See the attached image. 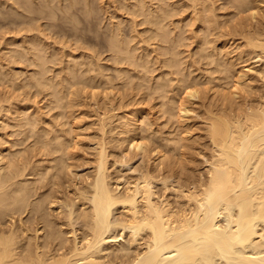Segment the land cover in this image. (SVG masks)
<instances>
[{"label":"bare ground","instance_id":"6f19581e","mask_svg":"<svg viewBox=\"0 0 264 264\" xmlns=\"http://www.w3.org/2000/svg\"><path fill=\"white\" fill-rule=\"evenodd\" d=\"M19 1H21V0H19ZM19 1H18V6H19ZM180 1L182 2V0H180ZM195 1H194V3H195ZM230 1H232L231 4L234 7L233 9L234 10L236 9L238 14H239V12L240 13L245 12L244 10L246 8H249L250 11H252V8H250L252 6L251 3H253V5L255 7H257L254 3L257 0H254V2L251 0H230ZM258 1H262V0H258ZM12 2L15 3L16 0H14V1L12 0ZM71 2H74V1L72 0ZM153 2H155V1H153ZM156 2H157V0H156ZM159 2H160V0L157 2V4ZM161 2H162V0H161ZM181 2L179 3L180 5H181ZM203 2H201V0H200V4H199L200 8L202 7V5H204V4H202ZM263 2H264V0H263ZM194 3L192 0V4H194ZM214 3H212V4H214ZM217 3H215V4H217ZM136 4L137 3L133 4V6ZM190 4H191V0H190ZM231 4H229V7ZM256 4H258V2ZM261 4H262V2H261ZM76 5H77V1H76ZM144 5L142 8H145L146 5L148 7L150 6L149 4H146L145 6ZM70 6L72 7V3L70 4ZM86 6H87V4L85 5V8H86ZM154 6H157V7H155V9L157 8L158 10H160L159 9L160 6H159V8H158V5H154ZM164 6H165V4L164 5L161 4L162 9L160 10V13H162L163 8H164V10L166 9V7H164ZM169 6H170V4H169ZM173 6H175L174 2H173ZM16 7H17V4H16ZM22 7H24V5ZM27 7H30V5H27ZM71 7H69V8H71ZM89 7H90V5H89ZM128 7H130L129 4H128ZM151 7H152V5H151ZM177 7L175 10H178L179 7H181V6H179L178 9H177ZM194 7H196V5L193 6V9L191 8L192 11L194 10V13L198 11V13H199L200 8H199V10L197 9V11H195ZM197 7H198V4H197ZM214 7H213V9H214ZM255 7H253V8H255ZM135 8H136V6H135ZM168 8L170 9V7H167V9ZM138 9L139 8H137V10ZM146 9H148V8L146 7ZM149 9H151V8H149ZM149 9H148V11L146 10L145 13H144L145 9L141 10V11H143V15H145L146 13L148 14ZM224 9H225V7L223 8V11H224ZM259 9H261L260 5H259V8L257 7L258 12H260ZM24 10H25V8H24ZM59 10L61 11L62 9L59 8ZM73 10H74V8H73ZM89 10H90V8L88 9V11ZM134 10H136V9H134ZM203 10H204V7H203ZM209 10H211V9H209ZM216 10L217 9H215V14H217ZM221 10H222V8H221ZM255 10H256V8H255ZM32 11H33V9H32ZM36 11H37V9H36ZM48 11H49V9H48ZM132 11H133V9H132ZM226 11L228 12L227 8H226ZM229 11H231V10H229ZM246 11H247V9H246ZM22 12H23V10H22ZM63 12H64V10H63ZM79 12H80V10H79ZM138 12H140V11H138ZM156 12H157V10L156 11L154 10L155 14H152V16H151V13H153V11H151V13L149 12V14H150L149 17L151 16V19L149 18L145 21H148V22L152 21V24L157 22L156 27L157 28L159 27V30H160L159 32H157V34H158L161 32V27L164 24H165L164 30L167 28L166 27L168 25L167 22H169L167 15L169 14V12H170V14H172V12H171V9L168 13L166 10L165 13H167V15L165 16V18L167 17V20H166L167 22L164 21L165 23L163 22V20H165V18H164L165 14L162 17V14L160 15L158 12L157 13ZM188 12H189V10H188ZM205 12L206 11L204 10L202 14H199V15L197 14L198 17H201V16L203 17L205 15ZM227 12H225V13L227 14ZM57 13H59V12H57ZM83 13H84V11H83ZM85 13H86V11H85ZM91 13H90V15H91ZM212 13H214V11H212ZM234 13H236V12H234ZM246 13H247V18H248V12H246ZM254 13L256 14L257 11ZM262 13H264V12H262ZM23 14H24V12H23ZM25 14H27V13L25 12ZM147 14H146L145 19L148 18ZM175 14H176V12H175ZM191 14L193 15V13H191ZM208 14L211 15L210 13H208ZM250 14H249V16H251V18L253 19L252 22L255 21L254 19H258V22L261 23L259 21V17L261 16L260 13H259V15H260L259 17H257L258 13H257V15H255V14H252L250 12ZM173 15H174V12H173L171 18H173ZM244 15H242V17ZM262 15L263 16H261L260 19H263L262 21H264V14H262ZM88 16H89V13H88ZM211 16H212V18L208 17L209 19H207V20L205 19V17L204 18L201 17L203 20L200 19L199 21L202 20L205 22V20H206L209 22V21H212V20L218 18V17L214 18L213 15H211ZM237 16H234L233 18H235ZM255 16H256V18H255ZM23 17H25V16H23ZM50 17H51V14H50ZM198 17H194V18H197V20H198ZM229 17H230V14H229ZM221 18H224V17H221ZM233 18H231V20H230L231 22H233ZM237 18L235 20L236 22H237ZM34 19L35 18H33V20ZM50 19H52V18H50ZM228 19H230V18H228ZM238 19H240V18H238ZM224 20H225V18H224ZM192 21H194V20L192 19ZM202 21H201V24L204 25L203 27L209 26V24H207V26H206L205 25L206 22L204 23ZM240 21H242V20L240 19ZM179 22H181V21H179ZM195 22L196 21H194V23ZM222 22H220V24H219L220 27L222 26V24H221ZM250 22H251V19H250ZM256 22H257V20H256ZM160 23H162V24H160ZM209 23L211 24L212 22H209ZM215 23H217V22H215ZM243 23H241V24H243ZM158 24H159V26H158ZM245 24H246V22H245ZM245 24L241 25V28L244 27ZM247 24H248V25H246L247 30L244 29L245 31H243V29H241V28H240L241 30L240 29L238 30L240 22H239V25L237 24L238 33L240 31L241 33H239V35H240V37L241 36H243V37H241V39L239 38V42H242V43L240 44L238 42L239 45L236 46V49L233 48L232 51L231 50L228 51L229 46H227L228 50H225L226 49V46H225L226 43L225 42H227V41L224 42L225 38L223 39V42H224L223 44H225L224 45V51H223V54H222V51L220 53L224 57L221 56L220 58H222V60L225 59V61L227 58V60H229V61H226V63L228 62V64H225V62H224V65L222 62L220 67H223L224 70H222V68H221V70L219 72H220V74L223 72H225V73L228 72V75H224L225 74L224 73V74H222L223 76H221L218 72V74L220 76L218 75L217 77H215L213 74V76H211V77H214L213 80L214 81L216 80V83L218 81L219 84H220V80H223L221 82L225 81V83L221 84V87H222V85L224 87V84H225L226 88L224 87L223 89H221L219 87L218 83H217L218 87H216L215 85H214V87L210 86L211 89L212 88L214 89V92L217 88L221 89V90L219 89L220 91H222L221 94H220V91H218V90L217 91L220 95V99H218V100L222 101V103L220 102L221 105H218V107L221 106L220 108H215L214 110L210 111L208 113L209 114L208 118L206 117L207 120H205V121L208 122L207 128L205 126V128L207 129L205 132L206 133L205 136H206V140H207L206 144H205L206 147L204 150H202L201 153L199 152L200 151L199 148H198V150H199L198 153H197V149H195L196 153H197L196 156L194 154H193L194 156L191 155L192 153L189 152L191 150L190 147H189L190 150L188 152L185 151L186 148L183 150V148L185 146L188 147V145H186V143H185V145L183 143H182L183 145L181 144L183 146L182 150H181V148H178L177 143H178V145L180 144L179 142L181 140L179 141V138L182 137L180 132H179V134L181 137H179V134L176 133L178 135V137H176L177 135L175 137L178 139L175 140V138H173L175 142H174V150H171L172 152L168 151V149L165 150L164 148H163L164 150L163 149L159 150L158 149L159 147L157 145L156 146L158 148H156V149L149 150V147L147 149V146H149L148 144L151 141H149V143H148L146 141L147 138H145V136H146V134H148L149 136L148 135L147 136L151 137L150 134H152V133H150V132L144 133L142 131L140 132V130L138 128H139L140 124L142 127L143 123H141V122L146 123V121H148L147 123H149L150 125L151 124L154 125V123H150L151 118L148 119V117L146 116L147 117V120H146L145 115L139 113L140 112V110L138 108L139 107V102H138L139 97L137 98L138 103H136V101L134 100L135 98L133 99V96L130 95V93H129V95L132 96V99L135 101V104H137L138 107L135 105V108L138 109L139 112L136 113L134 111V113H132V111H133V107L131 106L132 104L128 105L132 108V111L130 109L131 115H129V117L128 116L123 117L124 115L122 117L121 116L115 117V119L117 118L118 121L119 120L123 121L121 124H120V122H118L119 125H116V126H113V124H112L115 122V120H114V117H110L111 115L108 114L109 110L106 112L109 116L102 112V114H103L101 116L102 118L98 115V113H96L95 117L99 116L98 118H101V123L98 121L99 126L96 125L97 127H100L99 132L101 130L100 134H97V137L94 138L96 143L93 141V138H91L92 144H93V142L95 143L94 151L96 150L95 151L96 155L94 157H92V151H93V149H92L93 147H92L91 148L92 149L91 156H89V158L90 159L94 158V159L92 160V162H90L91 166H83L84 169L86 167H88V168L91 167L88 169L89 171L88 170H87V172H81V171L78 172L77 171V172H75V174H73V171H75V169L81 170V168H82L79 165V169L75 168L76 167L75 166L74 167L75 169L73 171L71 170V169H73V167L71 165L73 163V161H71V160L74 159V156L72 154L74 153V155H75V153H76L75 151H78L80 149V147H81V149L84 148L80 145H83L82 140H83V142H85V140L82 139V137L84 138L85 136L83 135L81 137L79 134L80 133L79 131L81 130L84 132L85 128H89V127L92 128V125L90 126V124H89L88 125L89 127L86 126L83 128L84 129L83 130V129H81V126H76V125L73 126L72 122H71L72 125L69 123L71 125L70 126L68 124V121L65 120V121H62L64 123H62L60 121L63 124V126L59 125L60 122L58 123V125L60 127L62 126L61 129L58 128L57 131H53L51 129V123L48 124L44 120H41L43 122V126L34 128V125H33L34 123H33L32 114H31L32 111L28 112L31 110L30 108H28V111L25 109L27 107V105H29V102L27 101V99L23 98L24 92L22 93V98L24 99V102L23 103L21 102V103L23 105L25 103V100H26V102L28 104L25 103V105H26L25 108L20 107L19 106L20 103L15 104L17 106H14L13 103L14 102L16 103V101H13L12 104H9L10 101L9 102L7 101V103L9 104L8 105L7 103H5L4 98L2 97V96H4V94L1 95L3 100H0V124L1 123L5 124V126L2 125V127L4 128L3 130L5 131V127H6V125H8V129H9V127H12V129L10 128V131L13 130V128H15V129L17 128L19 131L22 128L23 131H21V133L24 134L27 130H29L28 126L29 127L31 126L30 127L32 129L31 133L33 132L31 137H36V138H35V140H33L34 144H31L30 152L28 149V154H27V149L25 150L26 153L23 152V155H21V153H19V149H16V152H14V153L15 154L19 153L20 155L18 154V156H20V157L16 160L14 159L15 161L10 159V155H9V154H11V152L9 153V150L12 148L11 147L12 145L8 146L7 152L9 154L7 156V155H5L6 153H4L6 151V149L4 151L2 144H1L2 149L0 148V264H215L216 258H223V259H225V261H227L228 264H264V68L258 69L260 71L257 70L261 75L262 84H260V85H261L262 89H261V87L258 89V90H260V89L261 90L258 93L256 92L257 93L256 95L254 94L255 97H253V94H252V89H253L252 82L253 81H250L251 84L249 83V79H251V78L244 77L246 75V73L242 69H240V70L238 69L239 72L236 71L237 69L234 70L236 60L240 61L241 59L250 58L252 55H253V58H257L259 60L258 61L255 59L256 61L264 62V22L261 23L262 24L261 26L259 25L260 27L257 26V28L254 27L253 29L249 28V27L253 26L252 24H251V26H249V22ZM149 25H150V23H149ZM188 25H189V23H187L186 27ZM191 25H192V23H191ZM153 26H155V25H153ZM153 26H152V28H154ZM211 26H213V23ZM218 26H216V27H218ZM224 26H225V24H224ZM37 27H38V25H37ZM234 27H236V25H234ZM35 29L36 28H34V30ZM175 29H173L174 31L172 33L175 32ZM209 29L210 28H208V31H210ZM231 29H233V28L231 27L230 30ZM162 30H163V28H162ZM183 30H182V32H183ZM217 30H218V28H217ZM228 30L226 31L227 32L226 34L230 35L231 32L229 33ZM30 31H31V29H30ZM50 31H51V28H50ZM115 31H116V29H115ZM118 31H119V28H118ZM120 31H122V29ZM26 32H28V31H26ZM36 32H38V31H36ZM40 32H42V30H40ZM20 33H22V31ZM33 33H34V31H33ZM153 33H152L151 37H153ZM155 33H154V37L156 36L155 38H157L158 35H156ZM208 33L209 32H207V35H208ZM214 33H216V32H214ZM236 33H237V31H236ZM27 34H30V33H27ZM110 34L112 35V32ZM119 34H120L119 32L117 34H113L114 36H113L112 40L109 39L111 37V36H109L108 39L111 40V42H110V45L107 46V48L111 49V51L113 49L118 51V49H116V48H121V50H122V52H120V51L116 52L115 54L116 55L119 54V57H115L116 56L115 55L114 56L115 60L111 61L112 62L111 65L114 66V69H112V70H114L115 73L117 72V75L115 74V76H117L118 78L120 76V72H118V71L122 69V67H120L119 70L117 69L118 65L120 64V61L123 63V61L126 60L125 58L127 56L131 55L130 51H129V47H130V50H132V47L130 46L129 43H127L129 45L128 48H126L127 46L125 47L126 43H124V46H123V44H122L123 35L121 36V38H122V41H121L118 37ZM168 34H169V32H168ZM203 34H204V32H203ZM39 35L41 37V34H39ZM43 35H42L43 36L42 40H44V37H45V34H43ZM202 35H199V37H198L195 34V36H197V38H200V39H201ZM191 36H190V38H191ZM204 36H206V34H204ZM209 37L212 40L213 36L212 37L209 36ZM226 37H229V36H226ZM26 38H27V36H26ZM158 38L160 39V36ZM161 38L163 40L166 39V41H167V38H169L167 35V30L165 31V33H162ZM213 38H215V37H213ZM220 38L222 39L221 36H220ZM221 39L217 40V38H216L217 41H221ZM234 39H235V37L233 38V40L231 37V40L235 42ZM39 40H41V39L39 38ZM133 40H134V38H133ZM133 40L130 39V43ZM150 40H152V39H150ZM153 40H156V39H153ZM207 40H209V39H207ZM20 41H22V40H20ZM37 41L38 40H36L35 36L32 38V40L30 38V42L33 45V47L28 43L29 44L28 46H31V48L30 47L28 48V49H30L28 51H27V48L24 47L27 45H24V43H23L24 41H23L20 44V46L22 47V44H23L24 49L20 48V50L23 49V51H24L26 49V51H24L23 55L25 56V53L28 52L27 55L29 56V54H30L29 57H31V52H32L33 53L32 59H30V60L27 59L26 61L30 62L29 65H31V67L33 65H35V66H38L39 68H41V70H42V67H44V70H43V72L42 71L39 72L40 70L38 72L37 71L34 72L35 68H37V67L34 68V66H33L34 71L32 70V72H31L33 74H30L31 77H33V78L30 77L31 79L29 78L30 81H28L26 79L27 77L26 78L24 77L26 82L21 81V83H20V81H19L20 84H18L17 86L20 88V85L22 84L21 88H25V86L28 87V85H29V86H33L32 90L35 87V89H37V91L39 90L38 88H40V89L43 88V91H46L45 90L46 87L53 84V92L52 93L50 92L51 94L49 93L50 95H52V97H51L52 99L50 100V104L52 106L51 102H53V104H55V102H56V104L61 102V105H62L63 102L65 103L64 99H66V95H64V93H66L67 91L65 92L64 87H62L64 89V90H62V88L58 85V81L60 82L62 79L64 80V78H65L64 83L66 81L67 83L70 84V86L72 85L71 87H73V86L75 87V86H77L76 84H78V86H79L80 84L83 83V82L82 83L78 82L79 80H76V79H78V77H79L80 80H82L84 77L82 78L81 76L77 75V73L79 71H76V68H75V70H74V68H73V70H72V68H70V67H72V65H69V64L74 63L75 62V59H74V62L68 61L69 62V64H68L69 65V69H68L69 72L67 74L65 73V72H67V69L65 70V72H64V70L62 71L60 69V71L62 73V74L60 73V76L63 74L65 76L63 75L64 78H62V79L60 78L61 80H58L56 82L57 85L54 84L55 82H53L54 81L53 78L57 75H54V77L51 76V79L49 78L50 80L47 79L46 76L48 74L50 75V72L52 71L50 69H49L50 71L49 70L47 71V68H49L48 66H50V68L52 69L51 65L54 64V63H52L53 61H51V59H49V57L51 58L53 56L47 57L46 55H51V53L48 54L49 51L46 50L47 53L44 54L43 49L40 48V47H44L43 45L45 44V42L43 41L44 42L43 45L41 44V46L38 48ZM124 41H126V40L124 39ZM127 41L129 42V40H127ZM168 41H169V39H168ZM205 41H206V39H205ZM205 41H204V44H205ZM213 41H215V40H213ZM54 42L56 43V41H54ZM141 42H140V44H141ZM175 42H176V40H175ZM39 43H41V42L39 41ZM150 43H151V41H150ZM218 43H221V42H218ZM228 43H229V41H228ZM36 44H37V46H36ZM148 44H149V42H148ZM170 44H171V42H170ZM206 44H207V42H206ZM211 44H212V42H211ZM211 44H208L205 46L207 47L210 45V48H211ZM230 44H231V42H230ZM17 45H19V44H17ZM161 45L163 46V43L160 44V46ZM213 45H215V43L212 44V47H213ZM46 46H47V42H46ZM173 46H174V44L172 45V47ZM181 46H183V44ZM201 46H204V45H201ZM216 46H217V43H216ZM234 46H235V44H234ZM168 47H170V45H168ZM4 48H5V46H4ZM135 48H136V46H135ZM135 48L133 47V50ZM178 48H179V46H178ZM217 48L215 47L216 51H217ZM222 48H223V46H222ZM17 49H19L18 46H17L16 50ZM32 49H34V50L31 51ZM48 49H49V46H48ZM140 49L141 48H139V50ZM150 49L153 50V48H150ZM219 49H218V52H219ZM16 50H14L15 53H17V52L19 53V51L16 52ZM133 50L131 51V53L132 52L134 53V51H135V53H137V51H136L137 49L134 51ZM156 50H157V48H156ZM202 50H203V48L200 50V52L198 50V53H201ZM206 50H205V53L202 52L201 54H199L200 57L197 54L196 55L197 58L198 57L201 58V56L203 54H206ZM211 50H213L212 52H215L214 48H211ZM12 51H13V49H12ZM12 51H11V53L10 52L9 53L12 54L13 53ZM29 51H31V52L29 53ZM208 51H210L209 48H208ZM71 52H73V51H71ZM90 52L93 53L92 50L89 51L88 53H90ZM120 53H121V56H120ZM146 53H148V51ZM159 53L161 55V51H159ZM159 53H157L158 56H159ZM164 53H165V51H164ZM216 53L214 54V56L216 55ZM234 53H236V55H235L236 60L234 59V55H233V57L231 56ZM107 54H108V52H107ZM168 54H170V53H168ZM208 54L209 53H207V55ZM23 55L21 52V59H18L20 56L18 57V55H17V57H18L16 59L17 64H15V65H19L18 61L22 60ZM139 55L140 54H138V56ZM142 55H143V59H140V61H144V63H145V60H147V62H149L147 59L148 55H146V59L144 58L145 55L144 54H142ZM164 55L162 53V57H160V58H162V60H165V58H166V57H164ZM219 55L220 54H218V60H219ZM136 56H137V54H136ZM171 56H173V55L171 54ZM171 56H170V58H171ZM196 56L194 55V57H196ZM67 57H68V55H67ZM97 57H98V55H97ZM114 57H112V58L114 59ZM134 57H135V55H134ZM157 57H155V58L157 59ZM176 57L178 58L177 55H176ZM180 57H181V55H180ZM205 57H206V55H205ZM26 58H27V56H26ZM47 58L49 59L50 62L45 69V66L48 63ZM88 58H89V56H88ZM93 58L94 57H92V59H89V60H93ZM100 58H101V56H100ZM100 58H98V61ZM109 58H111V56ZM177 58H176V60H177ZM156 59H154V60H156ZM172 59H173V57L171 58L170 61H172ZM180 59L181 58H179L178 64L176 63L177 66L174 64V60H173L172 64L174 65V67L176 66L177 68H178V65H180V67L182 66V69H183L184 64L181 65L180 62L183 61L184 59H182V60H180ZM208 59H209V61H208ZM76 60L78 62L79 59H76ZM89 60H88V63L90 64ZM96 60H97V58H96ZM131 60L134 61L133 64L135 63L134 64L135 68H133V70H137L138 67L136 68V65H137L138 59L136 60L135 58L133 59L132 57H130V61H128V58H127L126 62H128V65H129V63H131ZM135 60H136V62H135ZM154 60L152 62H149V63L153 64ZM159 60H158V62H159ZM176 60H175V62H176ZM215 60L216 59L213 58V55H211V52H210L209 56L206 57V60L203 58V61H206V62L208 61V63H203V64H212ZM218 60H216V62ZM233 60L235 62H233ZM165 61L167 62V60H165ZM186 61H183V63H186ZM239 61H237V64ZM248 61H250V59ZM86 62L87 61H85V64H86ZM107 62L109 63V61H107ZM113 62L116 64L114 65ZM229 62H230V64H229ZM65 63H66V65H65ZM65 63L63 65L68 66L67 62H65ZM93 63H94V61L92 62V64ZM97 63H99V62L96 61V65H97ZM100 63H102L101 59H100ZM122 63H121V66H123ZM159 63H161V62H159ZM189 63L191 65L193 64V63H191V60ZM240 63H242V62H240ZM138 64H140L139 60H138ZM162 64H163V62H162ZM217 64H216V66H218ZM77 65H78V67L79 66L83 67L84 64L81 66L80 63L79 64L77 63ZM77 65L75 63V65H73V67H76ZM107 65H106V68H107ZM125 65H126V63H124V66ZM156 65L153 64V67ZM169 65H171V64H169ZM245 65H246V62H245ZM65 66H64V68H65ZM85 66L87 67V65H85ZM98 66L99 65H97V67H96L94 64V65H92V68H94L96 70V69H98ZM100 66H101V64H100ZM100 66H99V71L101 72ZM129 66H127V68ZM138 66H140V65H138ZM151 66L152 65H150V68H151ZM165 66H166V64H164V66H162V68L165 69L166 68ZM209 66L210 65H208V67ZM216 66H214L213 69H212V67L210 68V69H212V70H210L211 73H217L215 71ZM78 67H77V70H78ZM146 67H147V70H145L146 68L144 69V67L142 65L141 70L144 69L145 71L148 72V69H150V68H148L149 66H146ZM159 67H160V64H159ZM193 67H195V64ZM263 67H264V63H263ZM28 68H30V67H28ZM92 68H91V70L90 69L89 70L87 69V70L91 71L92 74H95V71H94V69L92 70ZM108 68H110V67H108ZM130 68L132 69V67H129V71H130ZM172 68L173 67H171V70L173 71L174 68L173 69ZM184 68L185 69H183V70L181 69V71H183L182 72L183 75H184V72L186 70V67H184ZM248 69H247V71L249 72L250 69L249 70ZM254 69L255 68H252L250 73H252V71H253V74H254V71L256 72V70H254ZM12 70H14V69H12ZM20 70H26V68L25 69L21 68ZM165 70H167V69H165ZM178 70H179V68H178ZM207 70H209V69H207ZM213 70H214V72H213ZM241 70L244 72H241ZM14 71H13V75L10 76V79H11V77L14 78V73H15ZM85 71L83 72L84 74H85ZM99 71H97V72H99ZM123 71H125V70H123ZM156 71H158V69ZM172 71L171 72L168 71L165 78H167L168 73L170 74V76L172 74L173 76L171 77L169 83H171V86H172L173 82L175 83L176 82L175 80H177V86H176V83H175V86L177 87L176 89H178V87H179L178 83L179 82H178V79H176L177 75L175 76L176 78H174L175 80L173 79V82H171L172 78L175 75V74H173ZM187 71H188V69H187ZM210 71L205 72L206 75H208V74L210 75ZM19 72L23 73V71H19ZM47 72H48V74H47ZM121 72H122V70H121ZM125 72H122L121 75ZM248 72H247V75H248ZM25 73L27 74V71ZM25 73H24V75H25ZM88 73H90V72H88ZM101 73H102V75H101V77H102L104 73L103 72H101ZM128 73H130V72H128ZM165 73H166V71H165ZM259 73H256L257 74L256 77L259 75ZM0 74H2L4 76V80H5V76L6 77L8 76L6 74L4 75L3 73H1V71H0ZM45 74H47V75H45ZM84 74H82V76H84ZM126 74H127V72H126ZM147 74L144 73L145 76ZM180 74H181V72H180ZM192 74H193V72H192ZM16 75H17V73H16ZM51 75H52V72H51ZM86 75H87V73H86ZM98 75L100 76V73ZM98 75H97V73H96V76L94 75L95 77H94L93 81H95V78L98 79L97 78ZM108 75H109V73H107V77L106 76H104V77L109 79ZM162 75L163 74L161 73V75H160L161 77L158 76L159 80H156L157 82L158 81L160 82L161 79H164V75L163 76ZM209 75L207 77H209V81H210ZM249 75L248 76L251 77V74H249ZM21 76L23 77V74ZM60 76H58V77H60ZM127 76H128V74L126 75V77ZM139 76H141L142 77L141 79L143 80L142 72H141V75H139ZM58 77L55 78V81H56V79H58ZM91 77L93 78V75ZM101 77H99V78H101ZM104 77H103V79H105ZM123 77H124V75H123ZM256 77L253 76L254 79ZM19 78H21L20 74H19L18 79ZM24 78H23V80H24ZM92 78H89V76H88L87 81H85L86 78L84 79V81H85L84 85L86 86V90H85L84 85H81V87L79 86L80 90L83 89L84 91H86V92H83V96L82 95L80 96L82 100H83V97H86L84 94L87 93L89 95L88 92L91 91V89L89 88L88 85H90V87H91L90 83L92 82ZM120 78H121V76H120ZM133 78L134 77H132V79ZM148 78H149V76H148ZM180 78H181V76L179 77V79ZM184 78H185V75H184ZM194 78H196V75ZM8 79H9V77H8ZM16 79H14V80H15V83L17 84L18 79L17 80ZM74 79L77 82H73ZM88 79H91V81H88ZM108 79L105 80V82L107 81V84L104 85L105 88L107 87L108 82L110 81V79L109 80ZM136 79H137V77H136ZM152 79H154V78H152ZM185 79L190 80L188 76ZM191 79L193 80L192 76H191ZM133 80H132V82H133ZM142 80H141V82L143 83ZM145 80H147V79H145ZM184 80L183 81L181 79L179 80L182 82L181 84H183L185 82L183 84L184 86L182 85L184 91L181 90L182 86L179 87V88H181L180 93L181 92L186 93V94H184V95H186V98L184 100L182 99L183 101H185L187 99V92L186 91H188V98H190L191 96L193 98V96L195 94H198V95L200 94L199 90H200V88H201L200 86L202 84L205 86L208 83H210V82H207L208 80H205L207 82V84H205V82L204 83L202 82V84L200 85V83L198 82L199 79L198 80L196 79L198 82V87L195 85L197 82H194V84H193L194 87L195 88L197 87V89H195L194 87L192 88L193 85L191 84V82L193 83V81H190L189 82L190 85H189ZM259 80H260V78H259ZM118 81H120V80H118ZM130 81H131L130 79H129V81L127 80V84H125V85L132 87V85H130L132 82L130 84H128ZM149 81L151 82V78ZM12 82H14V81L12 80ZM12 82H11V84H13ZM105 82L103 80V84H105ZM211 82H212V79H211ZM23 83H28V84H25V86H23ZM31 83H32V85H31ZM61 83H62V85H64L63 82H61ZM61 83H60V85H61ZM110 83L113 85L112 81ZM110 83H109L107 88H109L111 90V87H112L111 91L117 90L116 89L117 85L115 88V87L111 86ZM135 83H134V85L137 86V84H135ZM138 83L140 84V81ZM152 83L153 82H151V86H152ZM214 83L215 82H213V84ZM92 84H93V88H94V85L96 86V90L95 89L92 90L93 92H91L90 96L93 97L94 100H96L97 94H98V96L101 94V93H99L100 88L97 90V87H100L103 84L100 86H98L99 84H94V82H92ZM123 84H124V82H123ZM185 84L186 85L188 84L187 87L190 86V88H192L191 92H189L190 88L185 90L186 89V88H184L186 86ZM210 84L212 85V83H210ZM14 85L15 84H13L10 87L13 88ZM125 85H124V87H125ZM165 85L167 86L168 83H165ZM165 85H163V87ZM66 86H67V84H66ZM78 86H77V88H78ZM104 86H102V87L105 90ZM109 86H111V87H109ZM119 86H122V85H119ZM140 86H141V84H140ZM140 86H138V87H140ZM153 86L149 87V88L147 86V88L144 89V93H145L146 89L149 90L150 88H152L151 92L154 93L157 88H155V90L153 92ZM36 87H38V88H36ZM68 87H69V85H68ZM71 87H69L68 90L74 89L73 92L74 93L77 92V89L75 90V88H71ZM142 87H143V84H142ZM163 87H161V88H163ZM87 88H89V89L87 90ZM107 88L104 92L102 90L103 93H105V92L107 94L109 93L108 95L105 93L104 97L102 96L103 100L100 96L101 100H99V101H102V103H104L106 101L109 102V100L112 99L111 98L112 95L114 94V92H110ZM136 88H135V90H136ZM254 88L256 89V86ZM25 89H27V88H25ZM130 89H132V88H130ZM193 89H195V90H193ZM211 89L209 88V90H211ZM213 89L211 90L212 92H213ZM16 90H17V88L14 89L15 92H16ZM32 90L30 89L29 92ZM166 90H167V92H166ZM166 90H165V92L168 94V92H170L172 89L170 91H168L169 89L167 87ZM17 91H19V90H17ZM37 91H36V93H38ZM43 91H42V89L39 91L40 95L43 94L42 93ZM49 91H51V89H49ZM49 91H47V92H49ZM97 91H98V93L95 94ZM119 91L121 92V89ZM119 91H118V93L115 92V94L117 96H122L119 94ZM127 91L125 93H127ZM158 91H159V87H158ZM163 91H164V89H163ZM217 91H216V93H217ZM73 92H72L73 98L72 97L70 98L71 91H69L66 100H68V97H69V99L76 101L75 95H77V93L74 95ZM133 92H134V89H133ZM159 92H161V91H159ZM159 92L157 93L158 95H159ZM172 92H173V90H172ZM172 92H170V93L172 94ZM6 93H7V91L5 92V96H7ZM9 93H8V95H9ZM27 93L28 92H26V95H27ZM92 93H93V96H92ZM14 94L15 93H12V98H13ZM80 94H82V93H80ZM115 94H114V96H115ZM157 94H155V96H158ZM160 94H161V96H163L162 95L163 93H160ZM176 94H178V93L176 92ZM181 94H183V93H181ZM19 95H21V94H18V96ZM136 95H139L138 92ZM143 95L146 96V94H143ZM150 95H151V93H150ZM172 95H174V94H172ZM184 95H182V96H184ZM18 96H17V99L19 100ZM78 96L79 95H77V97ZM126 96L128 97V95H126ZM161 96L159 97V99L161 98ZM9 97H11V95ZM32 97H33V95H32ZM34 97H36L35 93H34ZM87 97H89V96H87ZM163 97L165 99V95ZM166 97H168V96L166 95ZM174 97H176V96L174 95L172 98L170 96V99H173V100H171V101L168 100V101H170V103L167 102V104H169L168 107H170V110L173 109V111H174V108L177 106L176 108H178V109L181 108V110L179 112L186 113V115H187L188 111H187L186 107L188 105L184 104V103H183L184 105L182 103H179V105H177V103H178L177 100L179 97L176 98L177 100H175ZM235 97H237V99H239V100L236 101ZM6 98H5V100H6ZM119 98H116V96H115V99H117V101L123 102L122 108H123V110H125L127 100L125 102L124 99L126 97H124V95H123L124 101L121 100L122 97L120 98V100H119ZM23 99H22V101H23ZM49 99H50V97L48 98V96H47V99L45 100L46 103L49 102ZM104 99H105V101H104ZM132 99L129 101L132 102ZM168 99H169V97H168ZM7 100H8V98H7ZM30 100H32V99H30ZM77 100H78L77 104H78V102H79V104L82 103V101L80 103V99H77ZM84 100H86V99H84ZM89 100H90L89 103H91V102L94 103L93 100L90 99V97H89ZM113 100H114V97H113ZM113 100H111V101H113ZM41 101H43V100H41ZM111 101L108 104L111 105ZM117 101H116V103H117ZM161 101L162 100H160V102ZM180 101L181 100H179V102ZM183 101H181V102H183ZM216 101H217V98H216ZM37 102H38V100H37ZM107 102L104 103L105 107L107 106L106 105ZM141 102H142V98H141ZM17 103H18V101H17ZM31 103H32V101H31ZM69 103H70V100H69L68 104ZM72 103H74V102L72 101ZM96 103H97V101L95 102V104ZM113 103L115 104V102H113ZM113 103H112V106H114ZM185 103H187V102H185ZM5 104H7L8 106L7 105L5 106ZM33 104H34V102H33ZM50 104H49L50 113L52 114L53 110L57 109V108H55V106H54V108L51 107ZM70 104H69V106H74L73 109L75 110L76 104L75 103H74V105H70ZM97 104L100 105V102ZM124 104H125V106H124ZM133 104H134V102H133ZM36 105H34V106H36ZM67 105H66V108L64 105V108H65V111L67 109L66 117H67V119L70 120L72 117H69V115L74 116V113H73V115H71L72 113L70 112L71 114L69 113V115H67L69 110L73 111V109L71 107H70L71 108L70 109ZM93 105H92V107H93ZM152 105H154V104H152ZM185 105H186V107H185ZM39 106H41V104ZM39 106H38V108H39ZM62 106H56V107H58V111H57L58 114H60L59 109ZM83 106L85 107V105H83ZM108 106L106 108H108ZM128 106H126V109H128ZM141 106H142V104H140V107ZM162 106L165 107V104L164 105L162 104ZM5 107H8V108H5ZM28 107H31V105ZM41 107H45V103H44V106H41ZM78 107H80V105L77 106V109H78ZM86 107H87V105H86ZM100 107H101V105H100ZM117 107L118 106H116L115 110H117ZM120 107L121 106L118 107L117 112H119ZM145 107H143V110H145ZM148 107H149V105H148ZM51 108H53V109H51ZM94 108H95V106H94ZM110 108H111L110 112L112 111L113 115H114L115 110L113 111L112 107H110ZM122 108H120V110H122ZM135 108H134V110H135ZM176 108H175V110H176ZM182 108H184V109H182ZM98 109H100V108L98 107ZM98 109L95 108V111ZM101 109H102V107H101ZM104 109H102V110H104ZM164 109L167 111L166 108H164ZM61 110H62V108H61ZM79 110H80V108H79ZM5 111H7V113L11 116L10 117L6 113V115L9 116L8 122H9L10 118H13V120H11V122L14 121V123L9 124L6 121L7 116L5 115ZM26 111H27V114L29 113V116H26L27 114L25 115ZM41 111H42V113H43V111L47 112V110H43L42 108H41ZM65 111L63 109L62 112H64V114H65ZM95 111H94V113H95ZM128 111H127V115H128ZM130 111H129V114H130ZM185 111H187V112H185ZM39 112H40V110H38L37 114H39L41 116L42 114H41V112L40 113ZM77 112L79 113V111H77ZM104 112H105V110H104ZM170 112H172V111H169V113ZM50 113H48V114L50 115ZM145 113H146V111H145ZM165 113L167 114L168 112H165ZM35 114L36 113H34L33 116H35ZM58 114L55 113V115L59 117ZM123 114H124V111H123ZM61 115H62V113H61ZM78 115H80V113ZM173 115H175V112L173 113ZM4 117H6V120L4 119ZM41 117H40V119H41ZM54 117L55 116H53V119H54ZM149 117H150V115H149ZM159 117H157V118L159 119ZM170 117L173 118V116H170ZM45 118L47 119L48 117L47 116L45 117V114H44V119ZM65 118H63V119H65ZM76 118H77L76 123L78 125L81 124L78 122V120H79L78 116ZM76 118H75V121H76ZM82 118L80 116V119H82ZM92 118H94V117H92ZM53 119H52V123H53ZM58 119L63 120L60 117L57 119L55 117V122ZM49 120L51 121V119H49ZM96 120H97V118H96ZM35 121H36V117H35ZM75 121H74V124H75ZM38 122H39V118H38ZM81 122L84 123L85 121L81 120ZM108 123H110L112 126V132L116 130L117 135H119V136L121 135V137L118 136L119 139H117L118 137H116L117 140L116 139H113V140L111 139V141L109 140V138H108L109 136L107 137V131H106L107 126H109ZM39 125H42V124H39ZM53 125H55V124H53ZM86 125H87V123H86ZM25 126H27V130H26ZM64 126H65V128H63ZM66 126H67V128H66ZM111 126H109L110 129L108 128V131L111 130ZM146 126H147V129H146V127H145V129L148 130L149 127L147 124H146ZM2 127L0 126V130L2 129ZM23 127H25L26 131L24 130ZM56 127H57V123H56ZM97 127H95L96 130H98ZM8 129H6V131ZM53 129H54V127H53ZM118 129H121V131L119 130V133L117 132ZM180 130H181V128H180ZM15 131L17 132V130H15ZM15 131H13V132L16 133ZM148 131H151V130L149 129ZM5 132L3 133V131H2L3 134H5ZM94 132L97 133V131H94ZM112 132L110 134L108 133V135H110V138H111ZM153 132H154V130H153ZM141 133H142V136H141ZM155 133L156 132H154V139H155ZM12 134H13L12 132H11V134L9 133V135L11 137H12ZM17 134H19V133H17ZM27 134L30 135V130L27 132ZM27 134L22 135V137H24V138L26 136V139H24L25 143H23V141L20 140L21 143H23V145L19 143L20 144V145H18L19 147H21V145L24 146L26 144L27 140L29 142L30 136H28ZM81 134H82V132H81ZM144 134H145V136H144ZM182 135H183V139H184L185 136H184V134H182ZM5 136H6V134H5ZM5 136L3 137L2 140L0 139V142H2L4 140V138H5V140H7V138H6L7 136L6 137ZM79 136H80V138H79ZM90 136H91V134H90ZM92 136H95V135H92ZM0 137H2V135ZM19 137H20V135H19ZM27 137H28V139H27ZM100 137H101V139H99ZM112 137H113V134H112ZM96 138L99 141H96ZM157 138H158V136H157ZM189 138L187 140L185 139V141H190ZM200 138L202 139V136ZM9 139H11V138H9ZM20 139H21V137H20ZM149 139L150 138H148V140ZM173 139L170 136V140L172 141L171 145L173 143ZM22 140H23V138H22ZM30 140H31V138H30ZM143 140H145L146 142H144ZM193 140H192V142H193ZM196 140L197 139H195L194 142H196ZM12 141H13V139H12ZM114 141H116V144L119 143L120 146H121V144H122V146H123V144H127L126 148L124 145L122 150L120 147V150H118L120 152L119 153L117 152L119 154V155L117 154V156L114 155L115 151L113 150L114 151L113 152V151H111V148H109V145L112 146V144H114ZM167 141L169 142V138ZM86 142H87V140H86ZM160 142L161 141H159V143ZM14 143H15V140H14ZM14 143H11V144H14ZM17 143H18V141H17ZM89 143H91V142H89ZM159 143H157V144H159ZM165 143H166V140H165ZM4 144L5 143H3V145ZM116 144H115V146H116ZM166 144H168V143H166ZM16 146H17V144H16ZM163 146H164V143H163ZM163 146L161 145L160 148ZM9 147H11V148L9 149ZM13 147L17 148V147H15V144L13 145ZM95 147H96V149H95ZM152 147L153 146L151 145V148ZM193 147H194V145H193ZM200 147H201V143H200ZM14 148H12V149H14ZM203 148L204 147H202V149ZM23 149H25V148H23ZM86 149H87V147H86ZM187 150H188V148H187ZM22 151H20V152H22ZM79 151L81 152V150H79ZM89 151H90V148H89ZM14 153H12L11 156ZM15 154H14V157L16 158L17 155H15ZM24 154H27L26 157H24L25 156ZM82 155H83V153H82ZM86 155H88V154H84L85 157H86ZM142 155L145 157L146 160H141V162H142L141 164L139 163V161H140L139 160L137 164L140 166L138 167L133 162H135ZM118 156H119V158H118ZM72 157H73V159H71ZM195 157H197V158L199 157L198 159L201 158V162L199 161V163H196L194 165L195 160H196V162H198L197 158H195ZM69 161H71V163H69ZM88 163H89V159H88ZM134 164L136 166H134ZM132 172L134 175L131 174ZM28 176L31 177V180L28 178ZM64 176H66L68 180H71V183H67L64 179L65 178ZM114 229H115V231L117 230V236H113L112 232H114ZM110 234H112V235H110ZM119 238H120V240L117 241V239H119ZM110 240L111 241L114 240L116 242H114V244H113V242H110Z\"/></svg>","mask_w":264,"mask_h":264},{"label":"rangeland","instance_id":"374dc122","mask_svg":"<svg viewBox=\"0 0 264 264\" xmlns=\"http://www.w3.org/2000/svg\"><path fill=\"white\" fill-rule=\"evenodd\" d=\"M14 1V0H13ZM18 1L19 0H16V4H17V7H16V4L14 3V2H12V0H0V71H1V73H3L4 75L6 74V75H8L7 77L5 76V80H4V76L2 75V74H0V97H1V95H3L4 94V96H2L3 98H4V101H5V103H7V101L9 102L10 101V103L9 104H12V102L13 101H16V103L14 102L13 103V105L14 106H17V105H15V104H19L20 103V107H23V108H25V103H27L26 102V100H25V103L22 105V103L24 102V99H27V101L29 102V105H27V107L25 108L27 111H28V108H30L31 110L30 111H28V112H31V114H32V119H33V125H34V128L35 127H40V126H43V122L41 121V120H44L45 122H47L48 124L49 123H51V129L53 130V131H57V129L59 128V129H61L62 128V126H63V124L62 123H64V122H62V121H65V120H67L68 121V124L70 123L71 125H72V123H73V126L74 125H76V126H81V129H83L84 127H86V126H88L89 124H90V126L92 125V128L91 127H89V128H85V130H84V132L83 131H79L80 133V136L82 137L83 135L85 136L84 138L82 137V139H84L85 140V142H83V140H82V144L83 145H80V146H82V147H84L83 149H81V147H80V149L79 150H81V152L78 150V151H75L76 153H75V155H74V153L72 154L73 156H74V159H73V157L71 158V159H73V160H71V161H73V163L71 164L72 165V167H73V169H71L72 171L75 169V168H78L79 169V165H80V167H82L81 168V170L79 169V170H76L75 169V171H73V174H75V172H87V170L89 169V168H91V167H86L85 169L83 168V166H91V163L90 162H92V160L94 159V158H89V156H91V151H92V149H93V151H92V157H94L96 154H95V151H94V146H95V140H94V138L95 137H97V134H100V132H101V130H100V132H99V128L100 127H97V126H99V122L101 123V116L103 115L102 114V112L104 113V114H107L106 112L109 110V113L108 114H110L111 116L110 117H114V120H115V122L114 123H112L113 124V126H116V125H119V123L118 122H120V124L123 122L122 120L120 121H118V119L116 118L115 119V117H117V116H123V117H126V116H128L129 117V115H131V111H132V108L130 107V106H128V105H131L132 107H133V111H132V113H134V111L136 112V113H138L139 111H138V109H136L135 108V105L137 106V104H135V101H136V103H138L139 102V110H140V114H144L145 115V118H146V120H147V117H148V119L149 118H151L150 119V123H154V125L153 124H149V123H147L148 121H146V123L145 122H141V123H143L142 124V127H141V124H140V126H139V130H140V132L142 131V132H144V133H152V134H150V136L151 137H148L149 135L148 134H146V136H145V134H144V136H145V138H147V142L149 143V141H151L148 145L149 146H147V149H148V147H149V150H152V149H156V148H158L159 150H161V149H165V150H167L168 149V151H170V152H172L171 150H174V139L173 138H175V140H177L178 138H176V137H178V135L176 134V133H178L179 134V132L181 133V136H180V134H179V137H181V138H179V145H178V143H177V146H178V148H181V150H182V148H183V144L185 145V143H186V145H188V147H184L183 148V150L185 149V151L186 152H188L189 150H190V148H191V150L189 151L190 153H192L191 155H197V153H198V151L201 153L202 152V150H204L205 149V144H206V136H205V132H206V128H207V126H208V122H206L205 120H207V118H208V116H209V112L210 111H212V110H214L215 108H220V107H218V105H221V103H222V101H220V100H218V99H220V95H219V93H218V91H220L221 89H223L224 87L226 88V86H225V84H224V87H223V85H222V87H221V84H223V83H225V81L224 82H221V81H223V80H220V84L218 83V81H217V83L219 84V87L221 88H217L216 90H215V92H214V89H213V92L211 91L212 89H211V87L213 86L214 87V85L216 86V87H218L217 86V83H216V80L214 81L213 80V78L214 77H211V76H213V74H214V76L215 77H217L219 74H220V70H221V68H222V70H224L223 69V67H220V65L222 64V62H223V65H224V62H225V64H228V62L226 63V61H229V60H227V58H226V61H225V59L224 60H222V58H220L221 56L222 57H224L222 54H223V51H224V45L225 44H223L225 41H227V42H225L226 43V49L225 50H228V47L227 46H229V50L228 51H232L233 50V48L234 49H236V46H238L239 45V43L241 44L242 42H239V38L241 39V37H243V36H241L240 37V35H239V33H241L240 31H239V33H238V30L241 28V25H243V24H245V22H246V24L244 25V27H242L241 29H243V31H245L244 29H246L247 30V26L246 25H248L247 23L249 22V26H251V24L253 25V26H251V27H249V28H257V26H261L262 24L261 23H263L264 21H262L263 19H260L261 18V16H263L262 14H264V13H262V12H264L263 10H264V2H263V0L262 1H255L254 2V0H251V1H253L254 3H255V5L259 8V5L261 6V9H259L260 10V12H258V10H257V7H255L254 5H253V3H251L252 4V6L250 7V8H252V11H250V9L249 8H246L247 9V11H246V9L244 10L245 12H242V13H240L239 12V14L237 13V11H236V9L234 10L233 8V5L231 4V2L232 1H230V0H213L215 3H217V4H215L212 0H201V2H203L202 4H204V5H202V7L200 8L199 7V4H200V0L198 1V0H193V3H194V1H195V3L194 4H192V0H191V4H190V0H182V2L180 1V0H162V2L165 4V6L164 7H166V9L164 10V8H163V10H162V13H160V10L162 9V7H161V4L162 5H164L162 2H161V0H160V4L158 3L157 4V2L159 1V0H157V2H156V0H73L74 2H71L72 0H21V1H19V6H18ZM33 1V2H32ZM48 1V2H47ZM76 1H77V5H76ZM143 1V2H142ZM153 1H155V2H153ZM210 1V2H209ZM212 1V2H211ZM217 1V2H216ZM63 4H62V3ZM83 4H82V3ZM88 2V3H87ZM90 2V3H89ZM153 2V3H152ZM173 2H174V5L175 6H173ZM181 2V5L179 4ZM197 2V3H196ZM208 2V3H207ZM228 2V3H227ZM258 2V4H256ZM261 2H262V4H261ZM24 3V4H23ZM35 3V4H34ZM72 3V7L70 6V4ZM135 3H137L136 5H134L133 6V4H135ZM167 3V4H166ZM212 3H214V4H212ZM24 5V7H22L23 5ZM30 5V7H27V5ZM33 4V5H32ZM48 4V5H47ZM61 4V5H60ZM87 4V6H86V8H85V5ZM128 4L130 5V7H128ZM146 4H149L150 6L148 7L147 5L145 6ZM158 5V8H159V6H160V10H158L157 8L155 9V7H157V6H154V5ZM169 4H170V6H169ZM184 4V5H183ZM197 4H198V7H197ZM229 4H231L230 5V7H229ZM89 5H90V7H89ZM94 5V6H93ZM126 5V6H125ZM141 5V6H140ZM143 5L145 6V8H142L143 7ZM151 5H152V7H151ZM194 5H196V7H194V9H195V11H197V9L199 10V8H200V12L198 13V11L197 12H195L194 13V10L192 11V9H193V6ZM208 5V6H207ZM222 5V6H221ZM263 5V6H262ZM49 6V7H48ZM60 6V7H59ZM62 6V7H61ZM81 6V7H80ZM125 6V7H124ZM135 6H136V8H135ZM140 6V7H139ZM173 8H172V7ZM179 6H181V7H179V9H178V7ZM186 6V7H185ZM215 6V7H214ZM220 6V7H219ZM225 7V9H224V11H223V8ZM232 6V7H231ZM20 7V8H19ZM22 7V8H21ZM27 7V8H26ZM37 7V8H36ZM40 7V8H39ZM69 7H71V8H69ZM134 7V8H133ZM146 7L149 9V8H151V9H149V12L151 13V11H153V13H151V16H152V14H155L154 13V10L156 11L157 10V12L161 15L162 14V17H163V15H164V18H165V16L167 15V13L170 11V9H171V12H172V14H173V12H174V15H173V18H171L172 17V14H170V12H169V14L167 15V17H168V21L170 22H167L166 20H167V17L165 18V20H163V22L165 21V22H167L168 23V25L166 26L167 28L164 30V27H165V24L161 27V32L162 33H165V31L167 30V35H168V37L169 38H167V41H168V39H169V41L167 42L166 41V39H162L161 37H162V33L160 34V33H158L157 34V32H159L160 30H159V27L157 28L156 27V23L157 22H155V23H153L152 24V21L150 22H148V21H145V20H147V19H151V16L149 17V12H148V14H147V17L148 18H146L145 19V17H146V14L145 15H143V11H141V10H144L145 9V11H144V13L146 12V10L148 11V9H146ZM167 7H170V9L168 8L167 9ZM176 7H177V9L178 10H175L176 9ZM203 7H204V10L206 11L205 12V15L202 17L201 15V17L202 18H204L205 17V19L207 20V19H209L210 17L212 18V16L211 15H213L214 16V18H217V19H214V20H212V21H209V22H212L213 23V26H211L212 25V23L210 24L208 21H206L205 20V22L204 21H202L203 19L201 18V17H198V15L199 14H202L203 13ZM211 7V8H210ZM213 7H214V9H213ZM217 7V8H216ZM253 7H255L256 8V10H255V8H253ZM24 8H25V10H24ZM53 8V9H52ZM59 8L60 9H62L61 11L59 10ZM69 8V9H68ZM73 8H74V10H73ZM90 8V10L88 11V9ZM137 8H139L138 10H137ZM192 8V9H191ZM211 9V10H209V9ZM220 8V9H219ZM221 8H222V10H221ZM226 8L228 9V12L226 11ZM263 8V9H262ZM16 9V10H15ZM23 10V12H24V14H23V12H22V10ZM32 9H33V11H32ZM36 9H37V11H36ZM48 9H49V11H48ZM131 9V10H130ZM132 9H133V11H132ZM134 9H136V10H134ZM173 9V10H172ZM213 9V10H212ZM215 9H217L216 10V12H217V14H215ZM249 9V10H248ZM254 9V10H253ZM18 10V11H17ZM43 10V11H42ZM56 10V11H55ZM63 10H64V12H63ZM79 10H80V12H79ZM166 10H167V13H165L166 12ZM188 10H189V12H188ZM229 10H231V11H229ZM21 11V12H20ZM32 11V12H31ZM47 11V12H46ZM83 11H84V13H83ZM85 11H86V13H85ZM96 11V12H95ZM137 11V12H136ZM138 11H140V12H138ZM212 11H214V13H212ZM220 11V12H219ZM223 13H222V12ZM256 12L257 11V13H258V15H257V13L255 14L254 12ZM16 12V13H15ZM25 12L27 13V14H25ZM57 12H59V13H57ZM82 12V13H81ZM92 12V13H91ZM156 12V13H157ZM175 12H176V14H175ZM180 12V13H179ZM219 12V13H218ZM225 12H227V14L225 13ZM234 12H236V13H234ZM246 12H248V18H247V13ZM250 12L252 13V14H255V15H257V17H259L260 15V17H259V21L261 22V23H259L258 22V19H254L255 21V23L257 24H255L254 22H252V18H251V16H249V14H250ZM20 13V14H19ZM22 13V14H21ZM32 13V14H31ZM34 13V14H33ZM38 13V14H37ZM56 13V14H55ZM88 13H89V16H88ZM90 13H91V15H90ZM142 13V14H141ZM178 13V14H177ZM191 13H193V15L191 14ZM207 13V14H206ZM208 13H210L211 15H209ZM233 13V14H232ZM246 13V14H245ZM259 13H260V15H259ZM262 13V14H261ZM29 14V15H28ZM50 14H51V17H50ZM64 14V15H63ZM141 14V15H140ZM198 14V15H197ZM229 14H230V17H229ZM245 14V15H244ZM20 15V16H19ZM60 15V16H59ZM196 15V16H195ZM218 15V16H217ZM237 16L238 18H240L242 21H240V19H238L237 17H235V18H233L234 16ZM242 15H244L243 17H242ZM251 15V14H250ZM23 16H25V17H23ZM42 16V17H41ZM56 16V17H55ZM183 16V17H182ZM224 17L225 18V20H224V18H221V17ZM170 17V18H169ZM176 17V18H175ZM194 17H198V20H197V18H194ZM209 17V18H208ZM250 17V18H249ZM9 18V19H8ZM25 18V19H24ZM27 18V19H26ZM33 18H35L34 20H33ZM50 18H52V19H50ZM175 18V19H174ZM220 18V19H219ZM228 18H230V19H228ZM231 18H233V22L236 20V18H237V22L235 21L234 23L233 22H231L230 20H231ZM244 18V19H243ZM255 18H256V16H255ZM31 19V20H30ZM76 19V20H75ZM82 19V20H81ZM171 19V20H170ZM192 19L194 20V21H196L195 23H194V21H192ZM200 19H202L201 21L202 22H204L205 23V25L207 26V24H209V26H207L208 28H210L209 30L210 31H208V28L207 27H203L204 25L203 24H201V21H199ZM219 19V20H218ZM247 19V20H246ZM250 19H251V22H250ZM20 20V21H19ZM51 20V21H50ZM191 20V21H190ZM217 20V21H216ZM249 20V21H248ZM256 20H257V22H256ZM15 21V22H14ZM145 21V22H144ZM179 21H181V22H179ZM217 22V23H215V22ZM224 23H223V22ZM227 21V22H226ZM29 22V23H28ZM53 22V23H52ZM144 22V23H143ZM164 22V23H165ZM220 22H222L221 24H222V28L220 27ZM229 22V23H228ZM239 22H240V25H239ZM244 22V23H243ZM22 23V24H21ZM24 23V24H23ZM72 23V24H71ZM149 23H150V25H149ZM187 23H189V25L186 27V25H187ZM191 23H192V25H191ZM233 23V24H232ZM241 23H243V24H241ZM75 24V25H74ZM77 24V25H76ZM160 24H162V23H160ZM178 24V25H177ZM186 24V25H185ZM224 24H225V26H224ZM229 26H228V25ZM237 24L239 25V27H238V30H237ZM29 25V26H28ZM37 25H38V27H37ZM153 25H155V26H153ZM218 26V27H216V26ZM234 25H236V27H234ZM152 26L154 27V28H152ZM158 26H159V24H158ZM185 28H184V27ZM228 28H227V27ZM233 28V29H231L230 30V28L231 27ZM259 26V27H260ZM45 27V28H44ZM54 27V28H53ZM176 29H175V28ZM180 27V28H179ZM205 29H203V28ZM216 27V28H215ZM34 28H36L35 30H34ZM50 28H51V31H50ZM75 28V29H74ZM118 28H119V31H118ZM156 28V29H155ZM162 28H163V30H162ZM178 28V29H177ZM182 28V29H181ZM217 28H218V30H217ZM26 29V30H25ZM30 29H31V31H30ZM39 29V30H38ZM46 29V30H45ZM115 29H116V31H115ZM122 29V31H120ZM158 29V30H157ZM169 29V30H168ZM173 29H175V32L174 33H172L174 30ZM181 29V30H180ZM184 29V30H183ZM203 31H202V30ZM229 29V30H228ZM240 29V30H241ZM40 30H42V32H40ZM178 30V31H177ZM182 30H183V32H182ZM213 30V31H212ZM228 30V32L230 33V35H228V34H226L227 31ZM22 31V33H20ZM26 31H28V32H26ZM33 31H34V33H33ZM36 31H38V32H36ZM115 33H114V32ZM156 33H155V32ZM194 31V32H193ZM198 31V32H197ZM202 31V32H201ZM236 31H237V33H236ZM112 32V35L110 34ZM120 33L119 35H118V37H119V39L122 41V38H121V36L123 35V42H122V44H123V46H124V43H126L125 44V47L126 48H128V44L127 43H129L130 44V46L132 47V50H133V47L135 48V46H136V48L134 49V50H136L137 51V53H135V51H134V53L132 54L131 53V51L132 50H130V47H129V51H130V54L131 55H129V56H127L125 59L126 60H124L123 61V63L120 61V64L118 65V67H117V69L119 70V68L120 67H122V72H127V74H128V76L126 77V72L125 73H123L122 75H121V70H119L118 72H120V76H121V78H120V76H119V78L117 77V76H115V74L117 75V72L115 73L114 72V70H112V69H114V66H112L111 65V61H114L115 60V57H119V54L118 55H116L115 53L116 52H118V51H120V52H122V50H121V48H116V49H118V51L117 50H115V49H113L112 51L114 52H112L111 51V49H108L107 48V46H109L110 45V42H111V40L113 39V34H117V33ZM122 32V33H121ZM156 34V35H158L157 36V38H155L154 37V33ZM168 32H169V34H168ZM180 32V33H179ZM200 32V33H199ZM203 32H204V34H206V36H204V34H203ZM207 32H209L208 33V35H207ZM214 32H216V33H214ZM221 32V33H220ZM20 33V34H19ZM27 33H30V34H27ZM77 33V34H76ZM151 33V34H150ZM152 33H153V37H151L152 36ZM213 33V34H212ZM39 34H41V37H40V35ZM43 34H45V37H44V40H42V38H43ZM81 34V35H80ZM160 34V35H159ZM177 34V35H176ZM179 34V35H178ZM195 34L199 37V35H202V37H201V39L200 38H197V36H195ZM211 34V35H210ZM17 35V36H16ZM19 35V36H18ZM32 35V36H31ZM39 35V36H38ZM43 35V36H42ZM136 37H135V36ZM192 35V36H191ZM194 35V36H193ZM215 35V36H214ZM26 36H27V38H26ZM35 36V38H36V40H38L37 41V43H38V48L41 46V44L43 45V43L45 42V44L43 45L44 47H40L41 49H43V52H44V54L45 53H47V51H49L48 52V54L49 53H51V55H46L47 57H49V56H53V57H49V59H51V61H53L52 63H54V64H52L51 65V67H52V69L50 68V66H48L49 68H47V71L50 69V70H52L51 72H52V75H51V72H50V75L48 74V72H47V74H45V75H47L46 76V78L47 79H51V76L52 77H54V75H57V76H55L54 78H53V82H55L54 84H56L57 85V81L58 80H61L62 78H64V76L63 75H61L60 76V73H61V71H60V69L63 71L64 70V72H65V70L67 69V72H65L66 74L69 72V65H72V67H70V68H72V70H73V68H74V70H75V68H76V71H79L78 73H77V75L78 76H81L83 79V81L82 80H80V78L78 77V79H76V80H79L78 82H83L82 84H80L79 86L81 87V85H84V82L85 81H87V77L89 76V78H92L91 76L93 75V78H92V82H94V84H99L98 86H100V85H102L103 84V80H104V82H105V80L106 79H108V78H106L107 77V73H109V75H108V77H109V79H110V81L108 82V85H109V83L112 81V83H113V85L110 83V85L111 86H113V87H115L116 88V85H117V90H115V91H111L112 90V87L111 86H109V87H111V90L109 89V88H107L108 87V85H107V89L110 91V92H114V94H115V92H117L118 93V91L121 89V92L119 91V94L120 95H122V96H117L116 94H115V96H116V98H121V100L122 101H124L125 100V102H126V100H127V104H126V106H128V109H126V106H125V104H124V106H125V110H123V102H120V101H117V99H115V96H114V94L112 95L111 93V95H112V99L111 100H113V97H114V100L113 101H111V100H109V102L111 101V105L110 104H108L109 102H107V106H108V108H106L105 107V105H104V103H106V102H104L105 101V99H104V103H102V101H99V100H101L100 99V96H101V98H102V100H103V97L105 96V93H103L105 90H106V88H105V86L104 85H106L107 84V81L105 82V84H103L102 86H104V88H105V90L103 89V87L102 86H100V87H97V90L100 88V90H99V93H101L99 96H98V91L95 93V94H97V99L96 100H94V98L93 97H91L90 95H91V92H93L92 90H96V86L94 85V88H93V84H92V82L90 83L91 84V87H90V85H88L89 86V88L91 89V91L90 92H88L89 93V95L87 94V93H85L84 95L87 97V96H89L90 97V99L91 100H93V102L94 103H89V97H83V100L84 99H86V100H82L81 99V95L83 96V92H86V91H84L83 89V91L82 90H80V87L78 86V84H76L77 86H78V88H77V86H73V87H71L70 86V84L69 83H67L66 81H65V83H64V80H65V78H64V80L62 81H58V85L62 88V87H64V89H65V92L66 93H64L62 90H64L63 88H62V92L64 93V95H66V99H67V95H68V93H69V91H71V96H70V98L72 97L73 98V96H72V92H73V90L72 89H70V90H68V88L69 87H71V88H75V90L77 89V92H73V94L75 95L76 93H77V95H79L78 97H77V95H75L76 96V101L75 100H71V99H69V97H68V100H66V99H64V101H65V103L63 102L62 103V105H61V102H59V103H57L56 104V102H55V104H53V102H51L52 103V106H51V104H50V100L52 99L51 97H52V95H50L52 92H53V84L52 85H49L48 87H46V91H43V88H41L42 89V93L43 94H41L40 95V88H38V87H36V88H38L39 90L37 91V89H35V87H34V89L32 90V88H33V86H29L28 85V87L27 86H25V84H28V83H23V86H25V88H27V89H25V88H21V86H22V84L20 85V88L17 86L18 84H20L21 83V81H23V82H26V80H25V78L28 80V81H30V79L31 78H33V77H31V75L30 74H33V73H31L32 72V70L34 71V69H33V66H34V68L35 67H37V68H35V71L34 72H38L39 70V72H43V70H44V67H42V70H41V68H39L38 66H35V65H33L32 67H31V65H29V61H26L27 59H32V57H33V53L31 52V51H33L34 49H32L31 51H29V53L31 52V57H29L30 56V54H29V56L27 55L28 54V52H26L25 53V56L23 55L24 54V51H26V49L23 51V49H24V47H26L27 48V51L28 50H30V49H28L29 47L31 48V46L33 47V45L31 44V42H30V38H31V40H32V38ZM38 36V37H37ZM48 36V37H47ZM108 36V37H107ZM109 36H111L110 38H109ZM160 36V39L158 38ZM172 36V37H171ZM190 36H191V38H190ZM209 36H213V37H215V38H213L212 37V40H211V38L209 37ZM217 36V37H216ZM220 36L222 37V39L220 38ZM226 36H229V37H226ZM20 37V38H19ZM76 37V38H75ZM85 37V38H84ZM149 37V38H148ZM171 37V38H170ZM177 37V38H176ZM188 37V38H187ZM231 37H232V40H233V38L235 37V42L234 41H232L231 40ZM29 38V39H28ZM39 38L42 40H39ZM46 38V39H45ZM111 39V40H109V39ZM133 38H134V40H133ZM182 38V39H181ZM184 38V39H183ZM216 38H217V40H220L221 39V41H217L216 40ZM225 38V40H224V42H223V39ZM228 40H227V39ZM74 39V40H73ZM124 39L126 40V41H124ZM130 39L131 40H133L131 43H130ZM150 39H152V40H150ZM153 39H156V40H153ZM174 39V40H173ZM186 39V40H185ZM190 39V40H189ZM205 39H206V41H205ZM207 39H209V40H207ZM20 40H22V41H20ZM29 40V41H28ZM48 40V41H47ZM80 40V41H79ZM127 40H129V42L127 41ZM172 40V41H171ZM175 40H176V42H175ZM178 40V41H177ZM213 40H215V41H213ZM231 40V41H230ZM24 41V42H23ZM28 41V42H27ZM39 41L41 42V43H39ZM44 41V42H43ZM54 41H56V43L54 42ZM77 41V42H76ZM109 41V42H108ZM135 41V42H134ZM141 42V44H140V42ZM150 41H151V43H150ZM161 43H160V42ZM180 41V42H179ZM184 41V42H183ZM196 41V42H195ZM203 41V42H202ZM204 41H205V44H204ZM228 41H229V43H228ZM24 43V45H31V46H24L23 44H22V47L20 46V44L21 43ZM46 42H47V46H46ZM148 42H149V44H148ZM167 42V43H166ZM170 42H171V44H170ZM201 44H200V43ZM206 42H207V44H206ZM211 42H212V44H214L215 43V45H213V47H212V44H211ZM218 42H221V43H218ZM230 42H231V44H230ZM239 42V43H238ZM9 43V44H8ZM29 43V44H28ZM56 45H55V44ZM137 43V44H136ZM144 43V44H143ZM158 43V44H157ZM162 44L163 43V46L161 45L160 46V44ZM177 43V44H176ZM198 43V44H197ZM216 43H217V46H216ZM17 44H19V45H17ZM52 44V45H51ZM146 44V45H145ZM174 44V46L172 47V45ZM183 44V46H181V45ZM208 44H211V48H214V51L215 52H212L213 50H211V48H210V45L209 46H205V45H208ZM221 44V45H220ZM234 44H235V46H234ZM133 45V46H132ZM140 45V46H139ZM145 45V46H144ZM155 45V46H154ZM168 45H170V47H168ZM197 45V46H196ZM201 45H204V46H201ZM4 46H5V48H4ZM17 46L19 47V49H17L16 50V48H17ZM24 46V47H23ZM36 46H37V44H36ZM48 46H49V49H48ZM151 46V47H150ZM178 46H179V48H178ZM201 46V47H200ZM222 46H223V48H222ZM3 47V48H2ZM148 47V48H147ZM153 48V50L152 49H150V48ZM181 47V48H180ZM215 47L217 48V51H216V49H215ZM20 48H23L22 50H20ZM45 48V49H44ZM139 48H141L140 50H139ZM144 48V49H143ZM146 48V49H145ZM156 48H157V50H156ZM161 48V49H160ZM164 48V49H163ZM169 48V49H168ZM203 48V50L201 51V53L203 52V53H205V50H206V54H203L202 56H201V58H199L200 57V55L199 54H201V53H198V50H199V52H200V50ZM208 48H209V50L210 51H208ZM221 50H220V49ZM232 48V49H231ZM12 49H13V51H12ZM58 49V50H57ZM218 49H219V52H218ZM14 50H16V52L17 51H19V53L17 52V53H15V51ZM47 50V51H46ZM53 50V51H52ZM61 50V51H60ZM93 51V53H88L89 51ZM171 50V51H170ZM174 50V51H173ZM11 51L13 52L12 54H10L11 53ZM51 51V52H50ZM71 51H73V52H71ZM148 51V53H146ZM155 51V52H154ZM159 51H161V55H160V53H159ZM163 51V52H162ZM164 51H165V53H164ZM176 51V52H175ZM222 51V54L220 53ZM10 52V53H9ZM21 52H22V55H23V57H22V60L21 61H18V64L20 65H15V64H17L16 62H17V58L18 59H21ZM55 52V53H54ZM96 52V53H95ZM107 52H108V54H107ZM111 52V53H110ZM184 52V53H183ZM210 52H211V55H213V58L214 59H216V60H218V54H220L219 55V62L217 61L216 62V60L212 63V64H203V63H208V61H209V59H208V61L206 62V61H203V58L206 60V57H208L209 56V54H210ZM218 54H217V53ZM150 53V54H149ZM157 53H159V56H158V54L156 55ZM162 53H163V55H164V57H166L165 58V60H167V62L165 61V60H162V58H160V57H162ZM168 53H170V54H168ZM207 53H209L208 55H207ZM216 53V55L214 56V54ZM112 54V55H111ZM136 54H137V56H136ZM138 54H140L139 56H138ZM142 54H144L145 56H144V58L146 59V55H148L147 56V59H148V61L149 62H152L154 59H156L155 57H157V59L156 60H154V62H153V64L154 65H156L157 63V65L156 66H154L153 67V64L151 63H149V62H147V60H145V63H144V61H140V59H143V55ZM171 54L173 55V56H171ZM196 56L197 54L199 55V59L197 58V56L196 57H194V55ZM17 55H18V57H17ZM43 55V54H42ZM55 55V56H54ZM67 55H68V57H67ZM71 55V56H70ZM89 56V58H88V56ZM92 55V56H91ZM97 55H98V57H97ZM116 55V56H115ZM134 55H135V57H134ZM151 55V56H150ZM169 55V56H168ZM176 55L178 56V58L176 57ZM180 55H181V57H180ZM205 55H206V57H205ZM233 55H234V59L236 60V53H234V54H232L231 56L233 57ZM26 56H27V58H26ZM45 56V55H44ZM45 56V57H46ZM91 56V57H90ZM100 56H101V58H100ZM111 56V58H109ZM115 56V57H114ZM120 56H121V53H120ZM170 56H171V58L173 57V59H172V61H170L171 60V58H170ZM204 56V57H203ZM217 56V57H216ZM29 57V58H28ZM65 57V58H64ZM92 57H94L93 58V60H89V59H92ZM112 57H114V59L112 58ZM125 57V56H124ZM130 57H132L133 59L135 58L136 60L138 59L139 60V63L140 64H138V60H137V65H136V68H137V70H133V68H135L134 66V64H133V60H131V63H129V65H128V62H126L127 61V58H128V61H130ZM151 57V58H150ZM163 57V58H164ZM175 57V58H174ZM69 58V59H68ZM96 58H97V60H96ZM98 58H100L101 60H102V63H100V59H99V61H98ZM154 58V59H153ZM176 58H177V60H176ZM179 58H181L180 60H182V59H184L183 61H186V63H183V61H181L180 62V64L182 65V64H184L183 65V69H185L184 67H186V70H185V72H184V75H185V78H187V76L189 77V79L190 80H188V79H185L184 78V75L182 74V72L183 71H181V69H182V66L180 67V65H178V68H179V70H178V68L176 67L177 65H176V63L178 64V61H179ZM195 58V59H194ZM252 58V59H251ZM34 59V58H33ZM48 59V58H47ZM49 59H48V63L46 64V66H45V69H46V67H47V65L49 64ZM74 59H75V62H74ZM76 59H79L78 60V62H77V60ZM86 59V60H85ZM90 61V64L88 63V60ZM113 59V60H112ZM160 59V60H159ZM169 59V60H168ZM186 59V60H185ZM250 59V61H248ZM258 60L257 58H253V55L250 57V58H245V59H241L240 61L239 60H236V62L233 60V62H235V68H234V70L235 69H237L236 71H238L239 72V70L240 69H242V70H244L245 71V73H246V75H247V69L249 68L250 69V71L248 72V75L249 74H251V77H249L248 75L246 76H244V77H248V78H251V79H249V83L251 84V82L250 81H253L252 82V86H253V89H252V94H253V97H255L254 96V94L256 95L261 89H262V87H261V85L260 84H262V79H261V75H260V73L258 72V71H260V70H258V69H263L264 67H263V63L264 62H262V61H260V62H258V61H256V60ZM64 60V61H63ZM136 60H135V62H136ZM158 60H159V62H161V63H159L158 62ZM162 60V61H161ZM173 60H174V64L176 65L175 67H174V65L172 64L173 63ZM175 60H176V62H175ZM190 60H191V63H193L192 65L189 63L190 62ZM200 60V61H199ZM203 62H202V61ZM221 60V61H220ZM74 62V63H71V64H69V62ZM85 61H87L86 62V64H85ZM94 61V63L92 64V62ZM96 61L97 62H99L100 64H101V66H100V64L99 63H97V65H99L100 66V70H101V72H103L104 74H103V76L101 77V75H102V73L99 71V66H98V69H94V68H92V65H94L95 64V66L97 67V65H96ZM107 61H109V63L107 62ZM170 61V62H169ZM193 61V62H192ZM199 61V62H198ZM237 61H239L238 62V64H237ZM65 62H67V65L68 66H65L66 65V63ZM83 62V63H82ZM107 62V63H106ZM148 64H147V63ZM162 62H163V64H162ZM166 62V63H165ZM169 62V63H168ZM240 62H242V63H240ZM245 62H246V65H245ZM249 62V63H248ZM258 62V63H257ZM65 63V65H63ZM75 63H76V65H77V63L79 64H81V66L83 65V67H78V65L76 66V67H73V65H75ZM121 63L123 64V66H121ZM124 63H126V65L124 66ZM168 63V64H167ZM218 63V64H217ZM244 63V64H243ZM91 66H89V65ZM92 64V65H91ZM108 64V65H107ZM113 64L115 65L116 63H114L113 62ZM133 66H132V65ZM159 64H160V67H159ZM164 64H166V68L165 69H167L168 71H172L171 70V67H173L172 69H173V74H175L174 75V77L172 78V80H171V82H173V79L174 78H176L175 76L177 75V78L176 79H178V84H179V87L180 86H182L183 84H181L182 82L181 81H179L180 79L183 81L184 79V81H186V83H188L189 84V82L190 81H193V83L191 82V84L193 85L194 84V82H197V80H198V82L200 83V85L202 84V82L204 83L205 82V84H207V82H210V83H212V85L210 84V83H208L207 85H199L201 88H200V90H199V92H200V94L198 95V94H195L194 96H193V98H192V96L190 97V98H188V91H186L187 92V99L185 100V101H183L185 98H186V95H184V94H186V93H184V92H181V93H183V94H181L180 93V91L182 90V91H184V89H183V86H182V89L181 88H179L178 87V89H176L177 87V80H175L176 82V86H175V83L173 82V84H172V86H171V83H169V81H170V79H171V77L173 76L172 74H171V76H170V74L168 73V76H167V78H165L166 77V74H167V70H165L164 68H162V66H164ZM169 64H171V65H169ZM194 64H195V67H193L194 66ZM216 64L220 67H218V66H216ZM229 64H230V62H229ZM85 65H87V67L85 66ZM106 65H107V68H106ZM138 65H140V66H138ZM142 65H143V67H144V69L145 70H147V67L146 66H149L148 68H150V65H152L151 66V68L150 69H148V72L147 71H145L144 69H142L141 70V67H142ZM146 65V66H145ZM162 65V66H161ZM173 65V66H172ZM207 65V66H206ZM208 65H210L209 67H208ZM244 65V66H243ZM27 66V67H26ZM64 66H65V68H64ZM85 66V67H84ZM117 66V65H116ZM127 66H129V67H132V69L130 68V71H129V67L127 68ZM168 66V67H167ZM214 66H216V68H215V71L217 72V73H211V71L210 70H212L213 68H214ZM238 66V67H237ZM248 66V67H247ZM261 66V67H260ZM24 67V68H23ZM28 67H30V68H28ZM68 67V68H67ZM77 67H78V70H77ZM95 67V68H96ZM108 67H110V68H108ZM113 67V68H112ZM140 67V68H139ZM153 67V68H152ZM192 67V68H191ZM207 67V68H206ZM212 67V69H210ZM240 67V68H239ZM257 67V68H256ZM22 68V69H25L26 68V70H20V69ZM91 68H92V70L94 69V71H95V74H92V72L91 71H88L89 69L91 70ZM116 68V67H115ZM127 68V69H126ZM170 68V69H169ZM218 68V69H217ZM245 68V69H244ZM252 68H255L254 70H256V72L254 71V74H253V71H252V73H250L251 72V69ZM12 69H14V70H12ZM86 71H85V70ZM88 69V70H87ZM106 69V70H105ZM139 69V70H138ZM158 69V71H156ZM161 69V70H160ZM164 69V70H163ZM176 69V70H175ZM182 69V70H183ZM187 69H188V71H187ZM193 69V70H192ZM197 69V70H196ZM207 69H209V70H207ZM217 69V70H216ZM239 69V70H238ZM248 69V70H249ZM12 70V71H11ZM17 70V71H16ZM49 70V71H50ZM110 70V71H109ZM123 70H125V71H123ZM128 70V71H127ZM133 70V71H132ZM175 70V71H174ZM241 70V72H244V71H242ZM258 70V71H257ZM13 71L15 72L14 73V78L13 77H11V79H10V76H12L13 75ZM19 71H23V73L22 72H19ZM27 71V74L25 73V72ZM85 71V74L83 73ZM93 71V72H94ZM97 71H99V72H97ZM117 71V70H116ZM161 71V72H160ZM165 71H166V73H165ZM190 71V72H189ZM207 71H210V81H209V77H207L208 75H206V73L205 72H207ZM247 71V72H246ZM19 72V73H18ZM88 72H90V73H88ZM107 72V73H106ZM128 72H130V73H128ZM141 72H142V75H143V80L141 79L142 77L141 76H139V75H141ZM155 72V73H154ZM178 72V73H177ZM180 72H181V74H180ZM192 72H193V74H192ZM197 72V73H196ZM213 72H214V70H213ZM218 72H219V74H218ZM16 73H17V75H16ZM24 73H25V75H24ZM29 73V74H28ZM86 73H87V75H86ZM96 73H97V75L100 73V76L98 75V79H96L95 78V81H93V79H94V77L96 76ZM112 73V74H111ZM144 73L145 74H147L146 76L144 75ZM161 73L164 75V79H161V81L159 82H157L156 80H159V77L158 76H160L161 75ZM225 72H223V73H221L220 75L221 76H223L222 74H224ZM244 73V74H245ZM256 73H259V77L257 76L256 77ZM19 74H20V77L21 78H19L18 79V77H19ZM23 74V77L21 76ZM62 74V73H61ZM82 74H84V76H82ZM138 74V75H137ZM153 74V75H152ZM159 74V75H158ZM204 74V75H203ZM212 74V75H211ZM27 75V76H26ZM86 75V76H85ZM95 75V76H94ZM123 75H124V77H123ZM133 75V76H132ZM135 75V76H134ZM151 75V76H150ZM162 75V76H163ZM179 75V76H178ZM195 75H196V78H194L195 77ZM219 75V76H220ZM224 75H228V72H226ZM18 76V77H17ZM29 76V77H28ZM58 76H60V77H58ZM104 76H106V77H104ZM148 76H149V78H148ZM181 76V78L179 79V77ZM191 76H192V78H193V80L191 79ZM253 76L254 77H256L255 79L253 78ZM8 77H9V79H8ZM25 77V78H24ZM31 77V78H30ZM56 77H58V79H56V81H55V78ZM77 77V76H76ZM99 77H101V78H99ZM103 77L105 78V79H103ZM117 77V78H116ZM123 77V78H122ZM132 77H134L133 79H132ZM136 77H137V79H136ZM161 77V76H160ZM170 77V78H169ZM198 77V78H197ZM3 80H2V79ZM13 78V79H12ZM18 80H17V79ZM23 78H24V80H23ZM30 78V79H29ZM61 78V79H60ZM86 78V79H85ZM112 78V79H111ZM150 78H151V82H153L152 83V86H153V92H154V90H155V88H157L156 90H155V94H157L159 91H161V92H159V95L158 96H155V94L154 93H152L151 92V90H152V88H150L149 90L148 89H146V91H145V93H144V89L145 88H147V86H148V88L149 87H152L151 86V82L149 81L150 80ZM152 78H154V79H152ZM253 78V79H252ZM259 78H260V80H259ZM8 79V80H7ZM14 79H16L17 80V84L15 83V80ZM21 79V80H20ZM49 79V80H50ZM84 79H85V81H84ZM102 81H101V80ZM108 79V80H109ZM123 79V80H122ZM129 79L131 80L128 84H130L131 82H132V80H133V82L130 84V85H132V87L131 86H126L125 84H127V80L129 81ZM139 79V80H138ZM145 79H147V80H145ZM149 79V80H148ZM195 79V80H194ZM197 79V80H196ZM203 79V80H202ZM211 79H212V82H211ZM12 80L14 81V82H12ZM75 79L73 80V82H77ZM118 80H122L121 82L120 81H118ZM138 80V81H137ZM141 80L143 81V83L141 82ZM145 80V81H144ZM153 80V81H152ZM155 80V81H154ZM205 80H208L207 82L205 81ZM19 81H20V83H19ZM88 81H91V79H88ZM98 83H97V82ZM100 81V82H99ZM116 81V82H115ZM140 81V84H141V86H140V84L138 83ZM188 81V82H187ZM11 82L13 83V84H15L14 86H13V88L12 87H10V86H12L13 84H11ZM61 82H63V84L64 85H62V83ZM96 82V83H95ZM123 82H124V84H123ZM136 82V83H135ZM146 82V83H145ZM164 82V83H163ZM198 82L195 84L197 87H198ZM213 82H215L214 84H213ZM261 82V83H260ZM60 83H61V85H60ZM87 83V82H86ZM89 83V82H88ZM134 83L135 84H137V86H135L134 85ZM157 83V84H156ZM163 83V84H162ZM165 83H168V85L166 86L165 85ZM30 84V83H29ZM66 84H67V86H66ZM142 84H143V87H142ZM159 84V85H158ZM188 84L184 87V88H186L185 90H187L188 88H190V86L189 87H187L188 86ZM210 84V85H209ZM31 85H32V83H31ZM34 85V84H33ZM68 85H69V87H68ZM87 85V84H86ZM119 85H122V86H119ZM124 85H125V87H124ZM156 85V86H155ZM163 85H165L164 87H163ZM190 85V84H189ZM191 85V86H192ZM55 86V85H54ZM138 86H140V87H138ZM159 87V91H158V87ZM163 87V88H161V87ZM170 86V87H169ZM211 86V87H210ZM256 86V89L254 88ZM9 87V88H8ZM30 87V88H29ZM84 87H85V90H86V86L84 85ZM129 87V88H128ZM137 87V88H136ZM142 87V88H141ZM167 87H168V91H170L171 89L173 90V92H172V90L170 91V92H172V94H174L176 97H174V99L175 100H177L176 98H178V103H177V105H179V103H184V104H187L188 106V108L186 107V105H185V107H186V109H187V111H188V113H187V115H186V113H183V112H179L180 110H181V108L180 109H178V108H176V110H175V108H174V111H173V109H171L170 110V107H168V105L169 104H167V102L168 103H170V101L171 100H173V99H170V96H171V98L174 96V95H172L170 92H168V94L166 93L167 92ZM175 87V88H174ZM194 87V85L192 86V88ZM197 87L195 88V89H197ZM261 87V89L260 90H258L259 88ZM17 88V90H19V91H17L16 90V92L14 91V89H16ZM48 88V89H47ZM55 88V87H54ZM83 88V87H82ZM89 88H87V90L89 89ZM125 90H124V89ZM130 88H132V89H130ZM135 88H136V90H135ZM192 88H190L189 89V92H191L192 91ZM209 88L211 89V90H209ZM252 88V87H251ZM7 89V90H6ZM23 89V90H22ZM32 90V91H30L29 92V90ZM49 89H51V91H49ZM114 89V88H113ZM124 91H123V90ZM128 91H127V90ZM133 89H134V92H133ZM140 89V90H139ZM161 89V90H160ZM163 89H164V91H163ZM181 89V90H180ZM195 89H193V90H195ZM199 89V88H198ZM255 89V90H254ZM21 90V91H20ZM102 90H103V92H102ZM138 90V91H137ZM143 90V91H142ZM165 90H166V92H165ZM204 90V91H203ZM218 90V91H217ZM2 91V92H1ZM7 91V93H6V95L7 96H5V92ZM10 93H9V92ZM35 91V92H34ZM36 91L38 92V93H36ZM47 91H49V92H47ZM101 91V92H100ZM127 91V93H125ZM158 91V92H157ZM216 91H217V93H216ZM224 91V90H223ZM24 92V94H23V98H22V93ZM26 92H28L27 93V95H26ZM32 92V93H31ZM48 94H47V93ZM51 92V93H50ZM108 92V91H107ZM133 92V93H132ZM137 92H138V94L139 95H136L137 94ZM157 92V93H156ZM165 92V93H164ZM176 92L178 93V94H176ZM257 92V93H256ZM8 93H9V95H8ZM12 93H15L14 95H13V98H12ZM34 93H35V96L36 97H34ZM45 93V94H44ZM50 93V94H49ZM79 93V94H78ZM80 93H82V94H80ZM129 93H130V95H132L133 96V99L135 100H133L132 99V96H130L129 95ZM150 93H151V95H150ZM160 93H163L162 95L164 96L165 95V99H164V97L163 96H161V94ZM214 93V94H213ZM216 93V94H215ZM222 93V91H220V94ZM18 94H21V95H19L18 96ZM29 94V95H28ZM38 94V95H37ZM104 94V95H103ZM107 94V93H106ZM109 94V93H108ZM107 94V95H108ZM143 94H146V96L145 95H143ZM251 94V95H252ZM11 95V97H9ZM16 95V96H15ZM32 95H33V97H32ZM40 95V96H39ZM123 95H124V97H126L124 100H123ZM126 95H128V97L126 96ZM141 95V96H140ZM166 95L169 97V99H168V97H166ZM182 95H184V96H182ZM218 95V96H217ZM17 96H18V98H19V100L17 99ZM28 96V97H27ZM45 96V97H44ZM47 96H48V98L50 97V99H49V102L48 103H46V99H47ZM92 96H93V93H92ZM103 96V97H102ZM110 96V95H109ZM137 96V97H136ZM161 96V98L159 99V97ZM0 98V100H3V98ZM8 98V100H7V98ZM30 97V98H29ZM131 97V98H130ZM139 97V101L137 102V98ZM158 97V98H157ZM163 97V98H162ZM183 97V98H182ZM219 97V98H218ZM5 98H6V100H5ZM12 98V99H11ZM16 98V99H15ZM29 98V99H28ZM46 98V99H45ZM99 98V99H98ZM120 98H119V100H120ZM141 98H142V102H141ZM151 98V99H150ZM157 98V99H156ZM216 98H217V101H216ZM236 98V101H238L239 99H237V97H235ZM22 99H23V101H22ZM30 99H32V100H30ZM75 99V98H74ZM77 99H80V103H81V101H82V103L81 104H79V102H78V104H77ZM132 99V102L131 101H129V100H131ZM146 99V100H145ZM149 99V100H148ZM183 99V100H182ZM12 100V101H11ZM37 100H38V102H37ZM41 100H43V101H41ZM69 100H70V105H74V103L76 104V108H75V110L73 109V107L74 106H69V104H68V102H69ZM117 101V103H116V101ZM145 100V101H144ZM159 100V101H158ZM160 100H162L161 102H160ZM168 100H170V101H168ZM179 100H181V101H183V102H179ZM17 101H18V103H17ZM31 101H32V103H31ZM45 101V102H44ZM67 101V102H66ZM72 101L74 102V103H72ZM97 101V103H99L100 102V105H101V107H102V109H104L105 110V112H104V110H102L101 109V107H100V105L99 104H95V102ZM22 102V103H21ZM33 102H34V104H33ZM40 102V103H39ZM87 102V103H86ZM113 102H115V104L113 103ZM130 102V103H129ZM133 102H134V104H133ZM154 102V103H153ZM164 102V103H163ZM166 102V103H165ZM185 102H187V103H185ZM221 102V103H220ZM37 105H36V104ZM39 103V104H38ZM44 103H45V107H41V106H44ZM84 103V104H83ZM112 103H113V105L114 106H112ZM159 103V104H158ZM164 105L165 104V107L164 106H162V104ZM219 103V104H218ZM8 104V103H7ZM7 104H5V106L7 105ZM8 104V105H9ZM28 104V103H27ZM33 104V105H32ZM41 104V106H39ZM49 104H50V106L51 107H53L54 108V106H55V108H57V109H54L53 110V115L50 113V107H49ZM68 104V105H67ZM94 104V105H93ZM117 104V105H116ZM140 104H142V106L143 107H145V110H143V107L141 106L140 107ZM144 104V105H143ZM152 104H154V105H152ZM161 104V105H160ZM183 104V105H184ZM215 104V105H214ZM7 105V106H8ZM31 105V107H28V106H30ZM34 105H36V106H34ZM64 105H65V108H66V105L70 108H72L73 109V111L72 110H69L68 111V114L67 115H69V113L71 114V115H73V113H74V116H70L69 115V117H72L70 120L69 119H67V117H66V113H67V109H66V111H65V108H64ZM80 105V107H78V109H77V106H79ZM83 105H85V107L83 106ZM86 105H87V107H86ZM92 105H93V107H92ZM98 105V106H97ZM148 105H149V107H148ZM158 105V106H157ZM190 105V106H189ZM217 105V106H216ZM33 106V107H32ZM38 106H39V108H38ZM47 106V107H46ZM56 106H62V107H60V114H58V107H56ZM94 106H95V108H97L98 109V107L100 108V109H98V110H96L95 111V108H94ZM116 106H121L120 108H122V110H120V108H119V112H117V110H118V107H117V110H115L116 109ZM152 106V107H151ZM215 106V107H214ZM12 107V106H11ZM49 107V108H48ZM104 107V108H103ZM110 107H112V110L114 111L115 110V113H114V115H113V112L111 111L110 112ZM130 107V108H129ZM184 107V106H183ZM5 108H8V107H5ZM33 108V109H32ZM40 110V112H41V116L39 115V114H37L38 113V110ZM41 108L43 109V110H47V112L46 111H43V113H42V111H41ZM47 108V109H46ZM53 108H51V109H53ZM61 108H62V110H61ZM70 108V109H71ZM79 108H80V110H79ZM134 108H135V110H134ZM164 108H166L167 109V111L164 109ZM63 109H64V111H65V114H64V112H62L63 111ZM130 109H131V111H130ZM161 109V110H160ZM163 109V110H162ZM182 109H184V108H182ZM35 112H34V111ZM79 111V113H80V115H78L79 113L77 112V111ZM93 110V111H92ZM130 111V114H129V111ZM27 111L25 112V115L27 114ZM49 111V112H48ZM52 111V110H51ZM76 111V112H75ZM91 111V112H90ZM94 111H95V113H94ZM123 111H124V114H123ZM126 111V112H125ZM127 111H128V115H127ZM143 111V112H142ZM145 111H146V113H145ZM153 111V112H152ZM169 111H172V112H170L169 113ZM187 111H185V112H187ZM39 112V113H40ZM152 112V113H151ZM165 112H168L167 114L165 113ZM175 112V115H173V113ZM6 113H7V111H5V115H6ZM34 113H36L35 114V116H33V114ZM48 113H50V115L47 114ZM55 113L56 114H58L59 115V117L60 118H65V119H63V120H61V119H58V120H56V122H55V117H56V119L57 118H59L58 116H56L55 115ZM61 113H62V115H61ZM77 113V114H76ZM83 113V114H82ZM93 113V114H92ZM96 113H98V115L101 117V118H98L99 116H96L95 117V115H96ZM100 113V114H99ZM112 113V114H111ZM117 113V114H116ZM120 115H119V114ZM126 113V114H125ZM150 115V117H149V115ZM172 113V114H171ZM30 114V115H31ZM44 114H45V117L47 116L48 118L46 119H44ZM107 114V115H108ZM122 114V115H121ZM147 114V115H146ZM160 114V115H159ZM165 114V115H164ZM169 114V115H168ZM7 115H9L8 113H7ZM6 115V116H7ZM78 116V122L79 123H81V124H77L76 122H77V116ZM93 115V116H92ZM10 116V115H9ZM9 116H7V120H6V117H4V119L8 122V119H9ZM26 116H29V113L26 115ZM41 117V119H40V117ZM52 116V117H51ZM53 116H55L54 117V119H53ZM65 116V117H64ZM80 116H81V118L82 119H80ZM94 117V118H92V117ZM109 116V115H108ZM147 116V117H146ZM160 116V117H159ZM170 116H173V118L172 117H170ZM11 117V116H10ZM13 117V116H12ZM15 117V116H14ZM31 117V116H30ZM35 117H36V121H35ZM51 117V118H50ZM157 117H159V119L157 118ZM207 117V118H206ZM38 118H39V122H38ZM75 118H76V121H75ZM96 118H97V120H96ZM170 118V119H169ZM206 118V119H205ZM49 119H51V121L49 120ZM52 119H53V123H52ZM86 119V120H85ZM11 120H13V118H10V120H9V124L10 123H14V121H12L11 122ZM81 120L82 121H85L84 123L83 122H81ZM117 120V121H116ZM154 122H153V121ZM41 121V122H40ZM49 121V122H48ZM62 123H61V122ZM74 121H75V124H74ZM99 121V122H98ZM152 121V122H151ZM36 122V123H35ZM60 122V123H59ZM72 122V123H71ZM89 122V123H88ZM56 123H57V127H56ZM58 123H59V125H62L61 127L58 125ZM86 123H87V125H86ZM94 123V124H93ZM96 123V124H95ZM118 123V124H117ZM39 124H42V125H39ZM53 124H55V125H53ZM69 124V125H70ZM109 124V126H111V124L110 123H108ZM146 124L148 125V127H149V129L151 130V131H148V130H146L147 129V126H146ZM182 124V125H181ZM2 125L3 126H5V124H3V123H1L0 124V126L2 127ZM39 125V126H38ZM68 125V126H69ZM70 125V126H71ZM97 125V126H96ZM150 125V126H149ZM28 126V125H27ZM27 126H25L26 127V130H27ZM54 127V129H53V127ZM59 126V127H58ZM109 126H107V128H106V131H107V137L109 138V140L111 141V139L113 140V139H116V137H118L119 135H117V133H116V130L115 131H113L112 132V126H111V130H109L108 131V128L110 129V127ZM205 126H206V128H205ZM7 127V128H6ZM6 127H5V131H6V129H8V125H6ZM25 127H23L24 128V130H25ZM31 127V126H30ZM29 126H28V129L30 130V135L29 134H27V132L29 131V130H25L26 132L24 133V134H27L28 136H30L29 137V142H28V140H27V142H26V146L24 147V146H22L23 145V143H25V140L24 139H26V136H25V138L24 137H22V135H24V134H22L21 133V131H23V129L21 128V130H19L18 131V129L16 128H13V130H11L10 131V128L12 129V127H9V129L5 132L3 129V127H2V129L0 130V134L2 135V137H0V139L2 140L3 139V137L5 136V134H6V138H7V140H5V138H4V142L2 141V142H0V148L2 149V147H3V150L5 151V149H6V151L4 152V153H6L5 155H7L8 156V154L11 152V154L12 153H14V152H16V149H19V153H21V155H23V152L24 153H26V149H27V154H28V149H29V152H30V147H31V144H34V141L33 140H35V138L36 137H31L32 136V134H33V132L31 133V128H30ZM56 127V128H55ZM95 127H97L98 128V130H96L95 129ZM145 127H146V129H145ZM63 128H65V126L63 127ZM66 128H67V126H66ZM180 128H181V130H180ZM56 129V130H55ZM88 129V130H87ZM184 129V130H183ZM15 130H17V132L15 131ZM87 130V131H86ZM90 130V131H89ZM93 130V131H92ZM119 130L121 131V129H118L117 130V132L119 133ZM153 130H154V132H156L155 133V139H154V132H153ZM203 130V131H202ZM2 131H3V133L5 132V134H3L2 133ZM13 131H15L16 133H14ZM94 131H97V133H95ZM112 132V134H113V137H112V134H111V138H110V135H108V133L110 134L111 132ZM186 131V132H185ZM11 132L13 133L12 134V137L9 135V133L11 134ZM81 132H82V134H81ZM86 132V133H85ZM89 132V133H88ZM99 132V133H98ZM115 132V133H114ZM183 132V133H182ZM185 132V133H184ZM17 133H19V134H17ZM84 133V134H83ZM90 134H91V136L92 135H95V136H90ZM171 134V135H170ZM182 134H184V139H183V135ZM0 135V136H1ZM19 135H20V137H21V139H20V137H19ZM115 135V136H114ZM117 135V136H116ZM148 135V136H147ZM177 135V136H176ZM14 136V137H13ZM17 136V137H16ZM80 136H79V138H80ZM87 136V137H86ZM99 136V135H98ZM141 136H142V133H141ZM153 136V137H152ZM157 136H158V138H157ZM165 136V137H164ZM170 136L172 137V139H173V143H172V145H171V140H170ZM176 136V137H175ZM191 136V137H190ZM202 136V139L200 138ZM11 138V139H9V138ZM119 137H121V135L119 136ZM119 137L117 138V139H119ZM187 137V138H186ZM190 137V138H189ZM197 137V138H196ZM204 137V138H203ZM22 138H23V140H22ZM30 138H31V140H30ZM33 138V139H32ZM91 138H93V141L95 142H93V144H92V139ZM148 138H150L149 140H148ZM168 138H169V142L167 141L168 140ZM189 138V140L190 141H185V139L187 140ZM197 139L196 140V142H194V140L195 139ZM12 139H13V141H12ZM27 139H28V137H27ZM91 139V140H90ZM99 139H101V137L99 138ZM116 139V140H117ZM157 139V140H156ZM160 139V140H159ZM193 140V142H192V140ZM14 140H15V143H14ZM23 141V143H21V141ZM81 140V139H80ZM86 140H87V142H86ZM90 140V141H89ZM164 140V141H163ZM165 140H166V143H168V144H166L165 143ZM183 140V141H182ZM10 141V142H9ZM17 141H18V143H17ZM96 141H99L97 138H96ZM144 142H146L145 140H143ZM159 141H161L160 143H159ZM9 144H7V143ZM89 142H91V143H89ZM164 143V146H163V143ZM189 142V143H188ZM191 142V143H190ZM3 143H5L4 145H3ZM11 143H14L15 144V147H17V148H14L13 147V145L14 144H11ZM22 144L21 145V147H19L18 145H20V144ZM85 143V144H84ZM113 143V142H112ZM111 143V144H112ZM157 143H159V144H157ZM183 143V144H182ZM200 143H201V147H200ZM1 144H2V147H1ZM16 144H17V146H16ZM88 144V145H87ZM115 144H116V141H114V144H112V146L111 145H109V148H111V151H113L114 152V155H116L117 156V154L120 152V151H118V150H120V147H121V150L123 149V147H124V145H125V148H126V145L127 144H123V146H122V144H121V146L119 145V143H117L116 144V146H115ZM147 144V143H146ZM182 144V145H181ZM197 144V145H196ZM7 145V146H6ZM10 145H12L11 147L12 148H14V149H12L11 147H9V153L7 152L8 151V146H10ZM151 145L153 146L152 148H151ZM158 147H157V146ZM163 146V147H161L160 148V146ZM170 145V146H169ZM193 145H194V147H193ZM28 146V147H27ZM87 147V149H86V147ZM89 146V147H88ZM118 146V147H117ZM167 146V147H166ZM169 146V147H168ZM173 146V147H172ZM27 147V148H26ZM93 147V148H92ZM113 147V148H112ZM116 147V148H115ZM171 147V148H170ZM190 147V148H189ZM202 147H204L203 149H202ZM23 148H25V149H23ZM89 148H90V151H89ZM92 148V149H91ZM187 148H188V150H187ZM198 148H199V150H198ZM95 149H96V147H95ZM116 149V150H115ZM163 149V150H164ZM170 149V150H169ZM195 149H197V153H196V150ZM13 150V151H12ZM23 150V151H22ZM77 150V149H76ZM85 152H83V151ZM88 150V151H87ZM20 151H22V152H20ZM87 151V152H86ZM193 151V152H192ZM195 151V152H194ZM18 152V151H17ZM78 152V153H77ZM118 152V153H117ZM169 152V153H170ZM19 153H17V154H15V155H17V157L15 158L14 157V154L11 156V154H9L10 155V159H12L13 161H15L16 159H18L20 156H18V154ZM72 153V152H71ZM80 153V154H79ZM82 153H83V155H82ZM94 153V154H93ZM27 154H24L25 156L24 157H26V155ZM84 154H88V155H86V157L84 156ZM20 155V154H19ZM82 155V156H81ZM119 155V154H118ZM193 155V156H194ZM143 156V155H142ZM140 156L135 162H133V163H135L138 167L140 166V165H138L137 163H138V161H139V163L141 164L142 162H141V160H146L145 159V157L143 156ZM14 157V158H13ZM76 157V158H75ZM118 158H119V156H118ZM195 158H197V157H195ZM199 158V157H198ZM197 158V160H198V162H196V160H195V163H194V165L196 164V163H199V161L201 162V158L200 159H198ZM15 159V160H14ZM80 159V160H79ZM88 159H89V163H88ZM76 160V161H75ZM79 160V161H78ZM191 160V159H190ZM71 161H69V163H71ZM189 161V160H188ZM6 162V161H5ZM78 162V163H77ZM88 163V164H87ZM84 164V165H83ZM134 164V166H136ZM76 166V167H75ZM75 167V168H74ZM89 171V170H88ZM132 175H134L133 174V172L131 173ZM65 178V181L67 182V183H71V180H68L67 179V177L66 176H64ZM74 177V176H73ZM28 178L31 180V177L30 176H28ZM27 178V179H28ZM68 180V181H67ZM70 181V182H69ZM113 233V236H117V230L115 231V229H114V232H112ZM110 235H112V234H110ZM120 240V238L119 239H117V241H119ZM110 242H113V244H114V242H116V241H111L110 240ZM123 242V241H122ZM215 264H228L227 263V261H225V259H223V258H216L215 259Z\"/></svg>","mask_w":264,"mask_h":264}]
</instances>
